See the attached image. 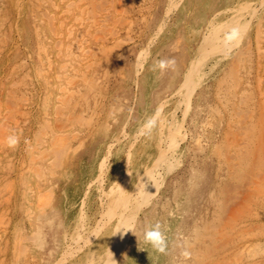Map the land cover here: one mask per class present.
Listing matches in <instances>:
<instances>
[{"label":"rangeland","instance_id":"rangeland-1","mask_svg":"<svg viewBox=\"0 0 264 264\" xmlns=\"http://www.w3.org/2000/svg\"><path fill=\"white\" fill-rule=\"evenodd\" d=\"M39 1H42V2H39ZM46 1L49 3V5ZM51 1H53V2H51ZM60 1H62V2H60ZM168 1L170 2V0H168ZM174 1H175V4L179 3L180 5L179 4L176 6L174 5V8H173V6L172 7L169 6V4L167 3V0H134V2H133V0H125V1L122 0L123 3L121 2V0H119V1L118 0H85V1H82V0H70V1L64 0L65 3L63 2V0H49V1L48 0H0V21H2V22H0V108L4 107L0 111V122H1L0 123V126H1L0 127V135L2 138V139H0L1 140L0 141V146H1L0 152L3 150V152L0 153V164H1L0 165V167H1L0 168V182H1L0 183V207H1L0 208V222H1L0 232H2V233H0L1 234L0 235V264H11L12 261H13L12 264H16V263L27 264V262H28V264H52L57 258H59L61 256V254L64 253V251H66V252L67 251L68 252L73 251V252H71V253L67 252L65 254L64 260L65 259L66 260L62 264H65V263L66 264H88V261H89V263L90 262L91 263L96 262L98 264L103 263V261L105 259L104 256L107 253V252L105 253V250H108V248H109V245H110L109 243H110L111 238H112L111 236H112L113 226H114L113 220L106 222V224L101 222L102 217L107 210V208H106L107 207V201L106 200H108L107 195H108V192L110 189L109 186L111 187L114 183L122 182V181L124 182V180H125V183H126L125 185L127 187H129V188L133 187L134 184H136V179H137L136 177L139 175V173L145 171V167L148 168L149 166H151L154 163L155 159L158 157L159 149L162 148V145H163L162 142L160 141V139H161L160 136H161L162 132H159V131H161V129H164L162 131L166 130V127H163L160 123L162 121L161 119H164L163 122H165V123L168 122L167 121L168 119H169V121H171V119H172V121H175L178 125H180L179 127L181 128L182 133L185 135L186 134H188V135L184 137L186 140L184 138L179 137V139H178L179 145L177 144L178 146L175 147V150H176L175 155L177 156L176 158L178 160V163H176V164L174 163L172 169L171 168L167 169L165 167V165L159 167L158 170L161 171V175L163 174L162 176H160V180L161 179L162 180H161L159 188H157V190H155L156 191V192H154L155 194H153L150 197V199L148 200V202L151 201L150 203H146V206L143 205L144 208L140 207L139 209L136 210L135 221H137V220L138 221L134 222V226H135L134 228L136 229V231H138V229H141V228H142V230H140V231H138V233H136L135 230L132 229V231H130L128 233L129 237H127L128 239H126V241L124 243V247H122L121 252L119 253V256H118V257H120V258H118L119 262L117 261L116 264H125V263L126 264H161V263L176 264L178 260H183V259L187 260L191 263L196 262V264H201V263H198L199 259H195L196 257L193 258L191 255H189L187 258L183 255L184 247L182 244H183L184 236L188 237L187 234L190 233L191 229H192V228H190V225H192V223H193L192 221L189 220L188 216H190V219H192V217H195V219L197 221H199V223L202 219L203 220L210 219L211 220L210 225L214 227L212 229H215L214 230L215 231L214 233H216L215 236H212L210 233L207 234L208 232H205L206 236L203 237L204 239L203 238L200 239L201 242H203L202 240H204L206 242V243L204 242V244L206 246H208V251H210V253H212V255H213V256L212 255L206 256L210 259L205 260L204 264H227L224 261L228 256H230L229 254L230 253L232 254L233 252L234 253L232 255H234V257H235V254L237 256L239 254V252L241 254L238 255L237 257L239 258L242 255L241 256L242 258H239L237 264H242V263L243 264H248V263L249 264H264V249H262V248H264V213H263L264 212V209H263L264 208V200H263L264 195H263V191L260 187V184L264 178V176H263V174H264V162H263L264 161V151L262 149H260V142H259L261 136H264V120H263L264 117H262V115L264 116V100H263L264 99V93H263L264 92V76H263L264 75V64H263L264 62L262 63V61H264L263 60L264 59V5H263L264 0H238V1L237 0H224V3H223V0H221V2H220V0H217L218 2H216V0L215 1L214 0H210V1L209 0H174ZM196 1H197V3H196ZM241 1H242V3H240ZM249 1H252V2H249ZM45 3H47V4H45ZM209 3H211V4L209 5ZM246 3H249V5ZM26 4H29V5H26ZM191 4H193L192 7H191ZM239 4L243 5L242 7L247 5L248 6L247 9H248V11H250V15L248 17L249 22L247 25L248 30L246 29V33L244 34L246 37L245 36L241 37V38H243V37H245V38H243L244 40L240 39L241 41L243 40V42L242 43L239 42L238 45H236L234 47L235 49L231 48V49H228L226 52H218L217 54H215V53L207 54V56L205 57L206 60L204 59L203 64H202L203 66L201 67L202 71H204V76H203L204 80L202 79V81L199 83V85L196 86L195 92L192 94V100H191V102H193V104H191L192 107H190V109L188 111L189 113L187 112V114L184 115L182 112V109H181L183 106V104H181V101L183 103V100H184L183 97H178V96L172 97V95H171L172 93H170V92H171V90L172 91L175 90V88L178 86V84L182 81L183 76L190 69L192 61L195 60L196 58H198L200 55H202V53H204L203 55H205V53H207L208 47H207L206 42L204 40L206 39V37L208 35L207 31L209 29V26H211V24L215 23L214 25H217V27H219L218 25H220V27H221V24H225V23L227 25L228 24L230 25V23H231V25H236V24H239V22H241V20L244 19L242 17L239 18L240 16L236 17L233 14L231 15V13H233L234 10H237L238 7H241V6H239ZM58 5H59V7H58ZM64 5H66L65 6L66 8L64 7ZM94 5H95V7H94ZM165 5L167 6V8L165 7ZM220 5H221V7L219 8L218 6H220ZM261 5H263V7ZM96 6H98V8ZM194 6H197V7H194ZM215 6H217V7H215ZM74 7L75 8L79 7L78 8L79 10L75 9ZM118 7H119L120 12L117 9ZM120 7H122V8H120ZM168 7H171V8L169 9ZM84 8H85V10H84ZM114 8H116V9L114 10ZM177 8H178V10H177ZM192 8H194V9H192ZM212 8H214V10H215V8H217L215 11H213L215 14L212 12V10H211ZM58 9H59V11H57ZM101 9H102V13H104V14L101 13ZM186 9H187V11H186ZM191 9H192V11H191ZM198 9L199 10L201 9L200 12ZM228 9H229V11H228ZM189 10H190L191 14L188 12ZM195 11L197 13H195ZM54 12H55V14H54ZM58 12H60V13H58ZM83 12H85V13H83ZM247 12H245L246 15H248ZM80 13H82V14H80ZM96 13L100 14L101 18H99V19L103 20L102 25L96 23L95 19L100 17ZM120 13H123V14H120ZM206 13H207V15H206ZM253 13H255V15ZM58 14H60V15H58ZM67 14H68V16H66ZM116 14H117V16H116ZM177 14H179V15H177ZM54 15L56 16L55 19H54ZM61 15H63V17H61ZM71 15H72V17H74V16L75 17L72 18ZM118 15L120 18L124 19L123 24L121 23L122 20L118 17ZM120 15H122V17ZM200 15L202 16V18ZM2 16H5V17H2ZM59 16H60V18H59ZM83 16H84V18H83ZM94 16H97V17H94ZM109 16H111V19ZM184 16H186V17H184ZM76 17H77V20H76ZM180 17H181V19H180ZM197 17H198V19H197ZM1 18H3V19L1 20ZM56 18H57V20H56ZM128 18H130V19H128ZM252 18H253V20H252ZM41 19H43V20H41ZM113 19H117V20H113ZM126 19H128L130 21L131 25L129 24V21ZM205 19L206 20L208 19V20L206 21ZM238 19H239V21H238ZM64 20L65 21L68 20V22H65ZM78 20L81 22L79 23ZM56 21H58V22H56ZM74 21H76V22H74ZM109 21H110V23L111 22L112 23L110 24ZM117 21H118V23H117ZM161 21H163V23ZM201 21H203V22H201ZM3 22H5V23H3ZM69 22H70V24H72L71 26H70ZM77 22L79 23V25ZM165 22H166V24H165ZM204 22H206V23H204ZM1 23L4 24L5 26L4 25L2 26ZM52 23H54V24H52ZM86 23H88V25ZM170 23H172V24H170ZM203 23H204V26H203ZM249 23H250V26H249ZM46 24H47V27L45 26ZM163 24H165V25H163ZM192 24H194V25H192ZM66 25H67V27H66ZM167 25H169V26H167ZM185 25H186V27H185ZM57 26L58 27L60 26L59 29ZM63 26H65V27H63ZM179 26H181V27H179ZM38 27H40V28H38ZM53 27H55V28H53ZM91 27H92V29H91ZM94 27H96V28H94ZM46 28H48V29H46ZM52 28L55 30V32L53 34H52V31H53ZM73 28H75V30ZM163 28H164V30H163ZM29 30H31V31H29ZM32 30H33V32H32ZM47 30L50 31V33ZM58 30L60 32H58ZM155 30L156 31L160 30V31L156 32ZM256 30H257V32H256ZM261 30H263V31H261ZM89 31H92V32H90V34H88ZM98 31H100V32H98ZM200 31H202V33ZM95 32H97L96 36L94 35ZM104 33L108 36L106 37V35ZM111 33H112V35H111ZM175 33H176V35H175ZM50 34L52 35V37ZM54 34H56V35H54ZM177 34H178V36H177ZM53 36H54V38H53ZM68 36L70 37V39H67V38H69ZM102 36H104V37H102ZM171 36H172V38H171ZM96 37H99L100 41H98ZM108 37L110 38L109 40H107ZM80 38H82L85 42ZM112 38L114 41L112 40ZM187 38H189V39H187ZM199 39H201V40H199ZM55 40L58 43H56ZM61 40H63V42L65 41L66 43L65 42L64 43L69 48L67 47L68 50H66L63 54H58L62 49L61 48L62 44H60L59 47L57 46L59 43H61ZM77 40L79 41V43ZM88 40H90V41L88 42ZM41 41H44V42H41ZM201 41H202V43H201ZM75 42H77V43H75ZM105 42H106V44H108V45L111 44L112 46L111 45L107 46L105 44ZM151 42L153 44H151ZM165 42H167V43H165ZM68 43L70 45H68ZM88 43L90 45H88ZM146 43H148V45H146ZM77 44H79V45L84 44L82 46H84V48L86 47L84 50L88 51V53H86V51L85 52L78 51L75 48L77 46ZM94 44H95V46H94ZM159 44H162V46ZM188 45H189V47H188ZM204 45H206V46H204ZM41 46H44V48L46 47L45 48L46 50ZM96 46H98V47H96ZM36 47H38V48H36ZM142 47H145V48H142ZM185 47H187V49ZM139 48H140V50H139ZM197 49H199V50L197 51ZM54 50L56 53L58 52L57 53L58 55L56 53H54ZM73 50L75 53L72 52ZM44 51H47L48 53L44 52ZM91 51H93V53H91ZM146 51H149V52H146ZM141 52L144 53V54L142 53V57H137L140 55ZM84 53H86V54H84ZM150 53H151V56H149ZM221 53H222L223 57L221 56ZM29 54H30V56H29ZM66 54H69L70 60H69L68 64L70 65V69L73 71V72L70 71L72 73L67 74L68 75L67 77H71V78H68L69 79L68 81L71 85L70 87H72L71 89H74L73 92H72V90L69 91V92H72L70 94H69V92H64L62 89H60L59 86H57V83L55 82L57 80H54V81L52 80L55 77L54 73L57 74L60 71V67L57 65V63L59 64V61L62 60L63 55L66 56ZM87 54L90 58H92L93 64L91 65V67L86 69V74L82 75V73H83L82 71L84 69V66L82 64L83 63L82 58ZM145 54H147L148 57ZM227 54H228V56H227ZM214 55H215V57H214ZM225 55H226V57H225ZM143 56L145 59H143ZM155 56H157V58L159 57L160 59L159 58L157 59ZM244 57L246 59H244ZM40 58L41 59L43 58L44 60L42 59V61H41ZM153 58H155L157 61H159L161 59L174 58L176 61L175 69L174 70H167L163 73H161L158 70L153 71V70H151L150 67L154 63L156 64V62H157ZM97 59H99V60H97ZM138 59L141 60V61H139L141 64L137 61ZM220 59H221V61H220ZM239 59L240 60L242 59L241 62L243 61V63L246 60V62L244 63L245 67L244 66L242 67L244 69L240 68V65L238 64L240 62ZM214 60H215V62H214ZM217 60H219L221 63L218 62ZM49 61H51V62H49ZM79 61L81 62V65H80ZM55 62H57V63H55ZM95 62H97V63H95ZM135 62L137 63V65H135L136 64ZM151 62H152V64H151ZM50 63H51V66H50ZM188 63H190L189 64L190 66L188 65ZM141 65H142V67H141ZM237 65L239 67H236ZM37 66H38V68H37ZM75 66H77V68L79 67L78 70H77V68L75 70H73V68H75ZM187 66L189 67V69ZM261 66H262V68H261ZM143 67L147 68V69L144 70ZM186 67H187V69H186ZM35 68H37V71H35L36 70ZM41 69L44 70L42 72H44L45 74H41V75L39 74ZM185 69H186V71H185ZM207 69H208V72H207ZM210 69H211V71H210ZM47 70L51 73H49ZM135 70H138V71H135ZM45 71H47V74L49 73L51 76L49 74L47 75ZM139 71H141V72H139ZM151 71H153V72H151ZM12 72H14L15 74L14 73L11 74ZM151 73H152V76H151ZM183 73H185V74H183ZM143 74H146V75L144 76ZM157 74H158V76H157ZM246 74H247V76H246ZM11 75H13L12 76L13 79L11 78ZM39 75H40V77H39ZM69 75H72V76L74 75L73 76L74 79H72V76H69ZM235 75L241 79L243 78L242 80L240 79L241 81H243L241 83V85L243 83L245 85L244 84L242 86L239 85L238 87L235 86V88H233V90L227 91L226 85L228 82H231L236 77ZM19 76L22 79L18 78ZM37 76H38V78H37ZM48 76H49V78H48ZM262 76H263V78H262ZM80 78H83V79H80ZM125 79H127V80L125 81ZM13 80L17 83L13 82ZM40 80H42V81H40ZM39 81H40V83H39ZM146 81H147V83H146ZM155 81H157V82H155ZM53 82H54V84L56 83L55 84L56 88L54 87ZM83 82H84V84H83ZM144 83L146 85H144ZM170 84H172V85H170ZM146 86L150 87V88H148L149 89L148 91H147V89H145V88H147ZM43 87H44V89H43ZM57 87H59V89ZM17 89H18V91H17ZM142 89H144V90L142 91ZM161 90H163V91L161 92ZM221 90H222V92H220ZM52 91H54V92H52ZM218 91L221 93L220 94L221 96H219ZM11 92H13V93H11ZM43 92H44V94H43ZM149 92H151V93H149ZM59 93H61L60 96L58 95ZM260 93H261V96H260ZM79 94H80V96H78ZM138 94H140L141 97ZM47 95H49L48 101L46 100ZM57 95L60 97L61 100L59 99V97H57ZM65 95H66V97L63 98V96H65ZM55 97H57V98H55ZM138 97L140 99H138ZM219 97L221 99H219ZM170 99L171 100L173 99V100L170 101ZM179 99H180V101H179ZM222 99L224 100V102L226 103L227 106H231V108L227 107L228 109H231V110L236 111V112L238 111L237 114H236V112L233 114V116H232L233 118L230 117V120L228 118L231 114H228V112L224 109ZM150 100H151V102L149 103ZM60 101H62V102H60ZM140 101H141V103H140ZM162 101L164 102V105L161 109L162 112H160L161 117L154 118V116L157 113V106ZM45 102L47 103L46 104L47 106L44 105ZM76 102H77V105L75 104ZM172 102H173L174 106L172 105ZM13 103H15V107H13ZM61 103H63V104H61ZM138 103H140V105ZM17 104H19V105H17ZM38 104H39V106H38ZM48 104H49V106H48ZM55 104L61 105V106L57 107ZM147 104L148 105L150 104V105L148 106ZM55 106H56V109H55ZM195 106H197V107H195ZM44 107H46V108H44ZM171 107H173V108L171 109ZM215 107L223 109V110H221L222 113H220L216 117H214L215 115L212 112V111L216 112ZM43 108H44V110H43ZM198 108H199V110H197ZM206 108H209V109H206ZM121 109H123V111H126L127 109H129V110H127L126 112H123ZM130 109H131V111H130ZM151 109H153V110H151ZM2 110H3V112H2ZM167 110H169V111H167ZM44 111H45V113H44ZM110 111L112 112V114ZM141 111L142 112L144 111V113L142 114ZM117 112H119V113H117ZM252 112H254V114ZM68 113H69V115L70 114H72V115L69 116ZM79 113L81 115H84L83 117H87V119L89 120L86 125L82 124V123L79 124L81 122V118H82V117L81 118L79 117ZM152 113L154 116L152 115ZM249 113L251 114L252 121L245 122L248 120V118L250 116ZM55 114H57V115H55ZM211 114H213V115H211ZM47 115H49V116H47ZM106 115H109V117L112 115L110 117V120H108L109 118ZM76 116H78V117H76ZM146 116H149V118ZM244 116L247 117V119H245ZM6 117H7V119H6ZM112 117L113 118L115 117V118L113 119ZM151 117L156 122L157 121L158 122H157V124L155 122L154 126H149L150 131L146 132L145 127H144L146 125H143V124L147 123L149 120H152ZM207 118H209V120ZM241 118H243V119H241ZM239 119H240V121H238ZM244 119H245V121H244ZM254 119H256V120H254ZM116 120L118 123L116 122ZM119 120H120V122H119ZM216 120H217V123H216ZM3 121H4V123L6 122V124L2 123ZM207 121L210 123H208ZM212 121L216 124H214ZM235 121H237V123L239 122L238 123L239 126H236L237 123ZM7 122H8V124H7ZM38 123H39V125H38ZM109 123H110V125H109ZM205 124H207L208 126ZM116 125H118V126H116ZM158 125H160V127H157ZM243 125L244 126L248 125V128H249L248 134L244 138L245 142L238 144V145H235V141L237 140L238 136L240 135V131L242 130L241 127H244ZM12 126L13 127L15 126V127L13 128ZM43 126H45L44 128H46V129L43 128L45 130L46 134L44 133V131L41 132L43 129L42 130L39 129ZM8 127L12 130H10ZM140 127H141V129H140ZM54 128L57 130H55ZM100 128L103 129V132H101L102 129H100ZM188 128H190V129H188ZM76 129H77L78 133L75 132ZM251 129H252V132H251ZM33 130H35L36 132ZM39 130L41 133L38 132ZM112 130H113V132H112ZM124 130L127 133H125V132L123 133ZM13 131H15V132H13ZM52 132H54V133H52ZM58 132L59 133H61V132L66 133L68 135V137L70 136L69 140L70 141L72 140L71 142L74 141L72 143L71 149H65L67 151L64 155L65 156V158H64L65 162L59 161V162H62L64 164H62V163L59 164V162L57 163V161L56 162L54 161L55 163L52 164L50 161H48L49 155H47V153H46L47 152L46 148L47 149L50 148L49 145L52 146L51 144L54 143L51 141L52 140L51 137L54 135H57ZM72 132H74V133H72ZM226 132L229 135L230 134L231 135L229 136ZM75 133H77L76 135H78V136H75L74 135ZM33 134H35V136ZM36 134L38 136H41V137L37 138ZM109 134H110V137H109ZM236 134H237V137H236ZM31 135L33 136V142L31 140L32 139ZM106 135L108 136L109 140L106 139L107 138ZM225 135L227 137L228 136L229 137L226 139ZM71 136L72 137L74 136V138H72ZM113 136L115 138H113ZM192 136H195L196 138L193 139L194 137L192 138ZM16 137H17V139H16ZM28 137H30V138H28ZM34 137H36L37 140H35L36 138H34ZM42 137L45 139H43ZM230 137H232V138H230ZM18 138H19V140H18ZM235 138H236V140H235ZM44 140H46V142H44ZM222 140L224 141L222 143V145H223L222 147L224 148L225 152H228V154L231 155L229 157H232L231 159H229L230 161L227 160L228 155L226 156L227 158H225V160L224 159L222 160L219 156V153H217L218 152L217 147L219 145H221ZM21 141H23V142H21ZM229 141H231V142H229ZM80 142H81V144H80ZM137 142H139V143H137ZM17 143H20V144H17ZM11 144H12V146H11ZM232 144H234V148L231 147ZM26 146H28V148ZM32 146H33V152L34 153L27 150V149H30L29 147L32 148ZM36 146H38V147H36ZM57 146L59 147L58 149L60 151H64V148L62 147L61 143ZM199 146H201V147H199ZM39 147H40V151H39ZM111 148H112V150H111ZM247 148H249V149H247ZM34 149H35V151H34ZM36 149L38 150L39 154H38ZM75 149H76V151H75ZM68 150H70V151H68ZM127 150L128 151L130 150L129 153L127 152ZM36 152H37V154H36ZM94 153H96V155ZM42 154L44 156H42ZM213 154L215 155V157ZM244 154H246L247 156ZM26 156H27V158H26ZM32 156H33V159H31ZM104 158H105V162L101 166V163L104 160ZM127 158H128V160H127ZM109 159H110V161H109ZM235 159H240L242 161V166L240 168H237L234 165L233 162ZM20 160H22V161H20ZM24 160H25L26 164L23 163ZM217 160H219V161L217 162ZM127 161H128V163H127ZM28 162L36 164L35 170L32 171L31 174H29L30 178L28 177V174H26L27 172L25 170L28 166H31V164H29ZM2 163H3V165H2ZM19 164H21V165H19ZM23 164H25V165H23ZM125 164H126L127 168H126ZM17 165L19 168L17 167ZM222 165H223V167H222ZM252 165H254V166H252ZM20 166H22V167L20 168ZM200 166L204 169V171ZM224 166H225V169H224ZM192 167H193V169H192ZM60 168L62 169L61 171H60ZM65 168H67V170ZM19 169H22V170H19ZM107 169H108V171H107ZM176 169H177V171H176ZM195 169L198 172V176L193 179L192 178V172ZM65 170L68 172H65ZM36 171L40 172L41 174L37 173ZM104 171H106V172H104ZM61 173H63L62 174L63 176L61 175L62 178L60 177ZM20 175H22V176H20ZM102 175H104L105 177ZM16 176L19 179L18 181H16L17 180ZM66 176H67V178H65ZM100 176H102V178ZM181 177L183 179H186V180H183ZM220 177L222 179H220ZM11 179H13V180L15 179L14 180L15 182L13 180L11 181ZM101 179H102V181H101ZM1 180L2 181L4 180V181L2 182ZM24 180H26V182ZM27 180H29L30 184L28 183ZM41 180H43V181H41ZM76 180H78V181H76ZM95 180H97V181H95ZM114 180H115V182H114ZM127 180H128V182H127ZM181 180H183V181H181ZM6 181H7V183H6ZM62 181H63V183H62ZM98 181L101 183H99ZM202 181H204V182H202ZM213 181H215V182H213ZM13 182L14 183L18 182L16 185L14 184V187L16 189L12 186ZM90 182H92V183H90ZM60 183H62V184H60ZM167 183L169 185H167ZM4 184H6V185L3 186ZM8 185H10V186H8ZM90 185H92V186H90ZM23 186H33V187L39 186L40 189H44L45 187L49 188L52 186L53 187V194L51 196V198L53 197L52 204L50 206H48L49 208L48 207L45 208L44 209L45 211L43 213L38 214L36 212L33 214V216H32L33 218L32 217H31V219L26 218V217H28V215L27 216L25 215V214H27V211H26L27 205L25 206L26 200H24V198L26 199V197L29 196V197H31V199H33V196L31 195L30 191L28 189H25V187H23ZM70 186H72V188ZM11 187L13 188V190ZM3 188H7L6 191ZM65 188H67V189H65ZM20 190L23 192L21 196H20V194H21ZM60 190L62 193L60 192ZM159 190H161V191H159ZM11 191H13V192H11ZM100 191H102V192H100ZM211 191H212V193H211ZM24 192L26 195H24ZM259 193H260V195H259ZM16 196H18V198H16ZM212 197H214V198H212ZM217 197L219 200L217 199ZM240 197H241V200H239ZM166 198L168 200H165ZM16 199H18V201ZM35 202H37V201H35ZM35 202H34V204L36 206ZM18 203H20L22 205H19ZM92 204H93V206H92ZM104 204H106V205H104ZM63 205H64V207H63ZM150 206L152 208H150ZM215 206H217L218 208ZM22 207H23V209H22ZM54 207H56L57 211L55 210ZM173 207H174L175 211H174ZM64 208H65V210H64ZM21 210H22V212H21ZM24 210H25V212H24ZM147 210L148 211L151 210V211L148 212ZM58 211H60V212H58ZM141 212L144 214H141ZM175 212H179V213H175ZM157 213H159V214L157 215ZM216 213H217V215H216ZM41 215H43V216L41 217ZM172 215L173 216L179 215V216H177V217L174 216V218H173ZM7 216H9V217H7ZM171 216L174 220L172 218H170ZM144 217L148 218V220L145 218V220L148 221L146 224L144 222L145 221ZM149 217H152V218H149ZM178 217L179 218L181 217L180 220ZM59 218H60V220H58ZM160 218H162V220ZM27 219H28V221H27ZM97 219H99V220L97 221ZM17 220H18V222H17ZM168 220H170V221H168ZM60 221L62 223L61 225H60ZM57 222H59V223H57ZM95 222L97 225L95 224ZM156 222H160L162 225L166 226V227L165 226L164 227L167 230L166 234L168 235L167 236L168 246H167L165 253H158L155 250H153L150 245H147L143 242L144 236H142V233H144L143 232L145 230L144 228L146 226H148V224L150 225V224H153ZM162 222H164V223H162ZM238 222H239V224L237 225ZM11 223L13 226L11 225ZM18 223L21 224V226ZM168 223L169 224L172 223V225H166ZM256 223H258V224H256ZM259 223H261V224H259ZM8 224H9V226H8ZM36 224H45L47 226L48 230H50L52 232V234L54 233V239L50 240V242L48 241V243L46 242L45 247H42V249L37 247L35 245V243H33L30 240V238L28 239V237H29L28 234L31 231V228H33ZM79 224H82V225H79ZM144 224H145V226H144ZM26 225H29V226H26ZM19 226L22 229V231L19 228ZM175 226H177V227H175ZM236 226H239V230L241 231V232L240 231L239 232L241 234L238 233V235H237L236 230H235ZM10 227H12L11 230H10ZM13 227L15 228L16 231L13 229ZM59 227L61 230L59 229ZM81 227H83V228L81 229ZM6 228H9V230L11 232L9 230H7ZM171 229H172V231H171ZM78 230H81L82 236H84V239L85 238L86 239L81 242L82 247L78 248L75 244H72L70 246L71 247L70 248L68 246V243H69L68 241H70L72 235H75L76 231H78ZM6 231H8V233ZM261 231H262V233H261ZM16 232H18V233H16ZM180 232H181V234H180ZM100 233H102V236ZM242 233H244L243 236H242ZM11 234L12 235L14 234L13 237L15 239H16V236L18 234L23 235V236L21 235L23 237L22 243H23V245H27L26 246L27 248L30 247V248H28V250L30 252L29 253L30 256L31 255L33 256V257L31 256L33 259V262L31 260V261H24V263H23V260H17L14 257V255H13L14 250L13 249H14V241L15 240ZM15 234H16V236H15ZM88 234H89V236H88ZM94 234H96V235H94ZM92 235H94V236H92ZM172 235H174V236H172ZM4 236H6V237H4ZM138 239H139V241H138ZM9 240L11 242V245L8 244ZM87 240H88V242H86ZM96 242H97V244H96ZM130 242H132V243H130ZM245 242L249 243L248 246H247V243L245 244ZM32 244H34V245H32ZM254 244L255 245L257 244L256 245L257 248H255V250L252 249V246ZM73 245H75V246H73ZM250 245H252V246H250ZM127 246L130 247L131 249L128 248ZM135 246H137V247H135ZM138 246H139V248H138ZM240 246H241V248H244L243 252H242ZM1 247H2V249H1ZM123 249H124V252H123ZM190 249H191V247H190ZM12 250H13V252H12ZM82 251H84V252H82ZM86 251H87V254H86ZM125 251L126 252L128 251V252L126 253ZM252 251H255V252H252ZM101 252H102V254H101ZM88 254L90 256H88ZM260 254H261V256H260ZM3 255H6V256H3ZM85 255L88 256L87 259H85L86 258ZM247 256H249V257H247ZM71 257H72V259H71ZM99 258L100 259L102 258V259L100 260ZM122 258L125 260L121 261ZM163 258H164V260H163ZM170 258H171V260H170ZM119 259H121V260H119ZM240 259H242V260H240ZM255 259H257V260H255ZM2 260H3V262H2ZM98 260H100V261H98ZM36 261H38L39 263H36ZM161 261H163V262H161ZM240 262H242V263H240Z\"/></svg>","mask_w":264,"mask_h":264},{"label":"bare ground","instance_id":"bare-ground-1","mask_svg":"<svg viewBox=\"0 0 264 264\" xmlns=\"http://www.w3.org/2000/svg\"><path fill=\"white\" fill-rule=\"evenodd\" d=\"M49 1V0H48ZM67 1H70V0H67ZM82 1H85V0H82ZM119 1V0H118ZM125 1V0H124ZM210 1V0H209ZM215 1V0H214ZM238 1V0H237ZM39 2H42V1H39ZM44 2V1H43ZM47 2V1H46ZM51 2H53V1H51ZM60 2H62V1H60ZM63 2H64V0H63ZM121 2H122V0H121ZM133 2H134V0H133ZM216 2H218L217 0H216ZM220 2H221V0H220ZM219 2V3H220ZM244 2V1H243ZM249 2H252V1H249ZM7 3V2H6ZM23 3V2H22ZM29 3V2H28ZM48 3V2H47ZM47 3H45V4H47ZM65 3V2H64ZM71 3V2H70ZM106 3V2H105ZM123 3V2H122ZM167 3L169 4V6H173V8H174V5L176 6V5H178L179 3H177V4H175V1L174 0H170V2L167 0ZM196 3H197V1H196ZM218 3V4H219ZM223 3H224V0H223ZM222 3V4H223ZM240 3H242V1L240 2ZM261 3V2H260ZM57 4V3H56ZM63 4V3H62ZM73 4V3H72ZM71 4V5H72ZM133 4V3H132ZM186 4V3H185ZM184 4V5H185ZM188 4V3H187ZM195 4V3H194ZM211 3H209V5H210ZM213 4V3H212ZM246 4H248L249 5V3H246ZM245 4V5H246ZM26 5H29V4H26ZM48 5H49V3H48ZM52 5V4H51ZM67 5V4H66ZM66 5H64V7L66 6ZM70 5V6H71ZM97 5V4H96ZM124 5V4H123ZM126 5V4H125ZM164 5V4H163ZM180 5V4H179ZM192 5L193 4H191V7H192ZM198 5V4H197ZM216 5V4H215ZM264 5V4H263ZM263 5H261L262 7H263ZM32 6V5H31ZM68 6V5H67ZM207 6V5H206ZM214 6V5H213ZM223 6V5H222ZM239 6H241V7H238V9L237 10H234L233 11V13H231V15L233 14L234 16H236V17H239V18H244L243 20H241V22H239V24H236V25H231V23H230V25L228 24H221V27H220V25H218L219 27H217V25H214L215 23H213V24H211V26H209V29H208V31H207V33H208V35H207V37H206V39L204 40L205 42H206V45H207V53H205V55H203L204 53H202V55H200L198 58H196L195 60H193L192 61V64H191V67H190V69H189V67H188V71H187V73L185 74V73H183V74H185L184 76H183V79H182V81L178 84V86L175 88V90H171V92L170 93H172L171 95H172V97H183V103H182V101H181V104H183V106H182V112H183V114L185 115V114H187V112L189 111V109H190V107H192L191 106V104H193V102H191V100H192V94L195 92V88H196V86H198L199 85V83L202 81V79H203V76H204V71H202V64H203V61H204V59H205V57L207 56V54H213V53H215V54H217L218 52H226L228 49H231V48H234L236 45H238V43L240 42V43H242L243 42V38H245L246 36L244 35L245 33H246V29H247V25H248V22H249V15H250V11H248V6L246 5V6H244V7H242L243 5H240L239 4ZM251 6V5H250ZM58 7H59V5H58ZM94 7H95V5H94ZM97 8H98V6H96ZM124 7V6H123ZM165 7L167 8V6L165 5ZM164 7V8H165ZM171 7H168L169 9L171 8ZM186 7V6H185ZM190 7V6H189ZM194 7H197V6H194ZM210 7V6H209ZM215 7H217V6H215ZM219 8L221 7V5L220 6H218ZM28 8V7H27ZM48 8V7H47ZM55 8V7H54ZM61 8V7H60ZM66 8V7H65ZM75 8V7H74ZM79 8V7H78ZM78 8H75V9H78ZM120 8H122V7H120ZM229 8V7H228ZM24 9V8H23ZM34 9V8H33ZM32 9V10H33ZM39 9V8H38ZM74 9V10H75ZM116 8H114V10H115ZM118 10H119V7L117 8ZM188 9V8H187ZM187 9H186V11H187ZM192 9H194V8H192ZM192 9H191V11H192ZM217 8H215V10H216ZM227 9V8H226ZM25 10V9H24ZM66 10V9H65ZM64 10V11H65ZM79 10V9H78ZM84 10H85V8H84ZM168 10V9H167ZM177 10H178V8H177ZM199 10V9H198ZM201 10V9H200ZM200 10H199V12H200ZM209 10V9H208ZM212 10V12L213 11H215L214 10V8H212L211 9ZM257 10V9H256ZM57 11H59V9L57 10ZM117 11V10H116ZM169 11V10H168ZM228 11H229V9H228ZM248 11V12H247ZM66 12V11H65ZM74 12V11H73ZM118 12V11H117ZM119 12H120V10H119ZM123 12V11H122ZM130 12V11H129ZM167 12V11H166ZM190 14H191V12H190V10L188 11ZM211 12V11H210ZM211 12V13H212ZM217 12V11H216ZM227 12V11H226ZM245 12H247V14L248 15H246V13ZM36 13V12H35ZM34 13V14H35ZM58 13H60V12H58ZM75 13V12H74ZM83 13H85V12H83ZM95 13V12H94ZM101 13H102V9H101ZM128 13V12H127ZM178 13V12H177ZM193 13V12H192ZM195 13H197L196 11H195ZM214 13V12H213ZM219 13V12H218ZM217 13V14H218ZM228 13V12H227ZM54 14H55V12H54ZM70 14V13H69ZM80 14H82V13H80ZM89 14V13H88ZM97 14V13H96ZM102 14H104V13H102ZM118 14V13H117ZM117 14H116V16H117ZM120 14H123V13H120ZM125 14V13H124ZM189 14V15H190ZM215 14V13H214ZM254 15H255V13H253ZM5 15V14H4ZM38 15V14H37ZM36 15V16H37ZM58 15H60V14H58ZM76 15V14H75ZM97 15H99L100 16V14H97ZM114 15V14H113ZM177 15H179V14H177ZM176 15V16H177ZM184 15V14H183ZM186 15V14H185ZM193 15V14H192ZM206 15H207V13H206ZM209 15V14H208ZM32 16V15H31ZM53 16V15H52ZM51 16V17H52ZM66 16H68V14L66 15ZM86 16V15H85ZM112 16V15H111ZM111 16H109L110 17V19H111ZM121 17H122V15H120ZM188 16V15H187ZM201 16V15H200ZM257 16V15H256ZM2 17H5V16H2ZM39 17V16H38ZM55 15H54V19H55ZM61 17H63V15H61ZM71 17H72V15H71ZM75 17V16H74ZM74 17H72V18H74ZM94 17H97V16H94ZM103 17V16H102ZM118 17H119V15H118ZM117 17V18H118ZM124 17V16H123ZM128 17V16H127ZM184 17H186V16H184ZM192 17V16H191ZM212 17V16H211ZM232 17V16H231ZM34 18V17H33ZM36 18V17H35ZM59 18H60V16H59ZM83 18H84V16H83ZM99 18H101V16L100 17H98V18H96L95 19V21H96V23L97 24H101L102 25V21L103 20H101V19H99ZM120 18V17H119ZM118 18V19H119ZM143 18V17H142ZM177 18V17H176ZM175 18V19H176ZM188 18V17H187ZM193 18V17H192ZM201 18H202V16H201ZM207 18V17H206ZM209 18V17H208ZM3 18H1V20H2ZM86 19V18H85ZM121 20H122V24L124 23V19L123 18H120ZM119 19V20H120ZM128 19H130V18H128ZM128 19H126V20H128ZM141 19V18H140ZM180 19H181V17H180ZM194 19V18H193ZM197 19H198V17H197ZM26 20V19H25ZM36 20V19H35ZM34 20V21H35ZM41 20H43V19H41ZM56 20H57V18H56ZM76 20H77V17H76ZM113 20H117V19H113ZM125 20V21H126ZM159 20V19H158ZM186 20V19H185ZM192 20V19H191ZM206 20V19H205ZM208 20V19H207ZM206 20V21H207ZM231 20V19H230ZM252 20H253V18H252ZM55 21V20H54ZM65 21V20H64ZM70 21V20H69ZM79 21V20H78ZM88 21V20H87ZM86 21V22H87ZM94 21V22H95ZM112 21V20H111ZM129 21V20H128ZM182 21V20H181ZM180 21V22H181ZM189 21V20H188ZM238 21H239V19H238ZM0 22H2V21H0ZM6 22V21H5ZM5 22H3V23H5ZM40 22V21H39ZM53 22V21H52ZM56 22H58V21H56ZM65 22H68V20L67 21H65ZM74 22H76V21H74ZM81 21H79V23H80ZM84 22V21H83ZM133 22V21H132ZM141 22V21H140ZM162 23H163V21H161ZM175 22V21H174ZM201 22H203V21H201ZM225 22V21H224ZM229 22V21H228ZM236 22V21H235ZM234 22V23H235ZM46 23V22H45ZM55 23V22H54ZM54 23H52V24H54ZM62 23V22H61ZM78 23V22H77ZM79 23H78V25H79ZM85 23V22H84ZM109 23H110V21H109ZM112 23V22H111ZM110 23V24H111ZM117 23H118V21H117ZM120 23V22H119ZM158 23V22H157ZM156 23V24H157ZM187 23V22H186ZM189 23V22H188ZM191 23V22H190ZM200 23V22H199ZM204 23H206V22H204ZM204 23H203V26H204ZM220 23V22H219ZM2 24V23H1ZM56 24V23H55ZM63 24V23H62ZM69 24H70V22H69ZM87 25H88V23H86ZM127 24V23H126ZM129 24H130V21H129ZM128 24V25H129ZM165 24H166V22H165ZM165 24H163V25H165ZM170 24H172V23H170ZM184 24V23H183ZM4 24H2V26H3ZM37 25V24H36ZM68 25V24H67ZM67 25H66V27H67ZM72 24H70V26H71ZM77 25V24H76ZM82 25V24H81ZM80 25V26H81ZM100 25V26H101ZM131 25V24H130ZM158 25V24H157ZM192 25H194V24H192ZM5 26V25H4ZM41 26V25H40ZM46 27H47V24L45 25ZM54 26V25H53ZM56 26V25H55ZM156 26V25H155ZM154 26V27H155ZM167 26H169V25H167ZM175 26V25H174ZM249 26H250V23H249ZM58 27V26H57ZM60 27V26H59ZM59 27H58V29H59ZM63 27H65V26H63ZM82 27V26H81ZM113 27V26H112ZM111 27V28H112ZM163 27V26H162ZM166 27V26H165ZM164 27V28H165ZM178 27V26H177ZM179 27H181V26H179ZM185 27H186V25H185ZM202 27V26H201ZM38 28H40V27H38ZM50 28V27H49ZM53 28H55V27H53ZM52 28V34L55 32V30ZM76 28V27H75ZM75 28H73L74 30H75ZM94 28H96V27H94ZM158 28V27H157ZM164 28H163V30H164ZM167 28V27H166ZM173 28V27H172ZM176 28V27H175ZM260 28V27H259ZM46 29H48V28H46ZM80 29V28H79ZM91 29H92V27H91ZM155 29V28H154ZM153 29V30H154ZM178 29V28H177ZM180 29V28H179ZM207 29V28H206ZM51 30V29H50ZM61 30V29H60ZM67 30V29H66ZM112 30V29H111ZM169 30V29H168ZM176 30V29H175ZM185 30V29H184ZM248 30V29H247ZM3 31V30H2ZM29 31H31V30H29ZM48 31V30H47ZM65 31V30H64ZM104 31V30H103ZM156 31V30H155ZM160 31V30H159ZM159 31H156V32H159ZM166 31V30H165ZM164 31V32H165ZM177 31V30H176ZM182 31V30H181ZM261 31H263V30H261ZM28 32V31H27ZM32 32H33V30H32ZM49 33H50V31H48ZM58 32H60L59 30H58ZM90 32H92V31H89V33L88 34H90ZM98 32H100V31H98ZM146 32V31H145ZM153 32V31H152ZM163 32V31H162ZM184 32V31H183ZM182 32V33H183ZM201 33H202V31H200ZM256 32H257V30H256ZM260 32V31H259ZM25 33V32H24ZM23 33V34H24ZM48 33V34H49ZM74 33V32H73ZM77 33V32H76ZM96 33L97 32H95V36H96ZM188 33V32H187ZM31 34V33H30ZM60 34V33H59ZM70 34V33H69ZM79 34V33H78ZM84 34V33H83ZM105 34V33H104ZM157 34V33H156ZM174 34V33H173ZM181 34V33H180ZM189 34V33H188ZM51 35V34H50ZM54 35H56V34H54ZM58 35V34H57ZM61 35V34H60ZM71 35V34H70ZM106 35V34H105ZM110 35V34H109ZM111 35H112V33H111ZM117 35V34H116ZM160 35V34H159ZM175 35H176V33H175ZM184 35V34H183ZM191 35V34H190ZM5 36V35H4ZM26 36V35H25ZM44 36V35H43ZM62 36V35H61ZM65 36V35H64ZM92 36V35H91ZM108 35H106V37H107ZM155 36V35H154ZM177 36H178V34H177ZM193 36V35H192ZM242 36H245V37H243V38H241ZM259 36V35H258ZM263 36V35H262ZM51 37H52V35H51ZM69 37V36H68ZM81 37V36H80ZM93 37V36H92ZM102 37H104V36H102ZM105 37V38H106ZM110 37V36H109ZM108 37V39L107 40H109L110 38ZM113 37V36H112ZM146 37V36H145ZM175 37V36H174ZM189 37V36H188ZM203 37V36H202ZM44 38V37H43ZM50 38V37H49ZM53 38H54V36H53ZM63 38V37H62ZM90 38V37H89ZM97 38V40L98 41H100L99 39V37H96ZM95 38V39H96ZM114 38V37H113ZM113 38H112V40H113ZM171 38H172V36H171ZM184 38V37H183ZM40 39V38H39ZM61 39V38H60ZM64 39V38H63ZM67 39H70V37L69 38H67ZM80 39H82V38H80ZM147 39V38H146ZM161 39V38H160ZM170 39V38H169ZM180 39V38H179ZM187 39H189V38H187ZM204 39V38H203ZM240 39H243L242 41L240 40ZM48 40V39H47ZM46 40V41H47ZM66 40V39H65ZM83 40V39H82ZM120 40V39H119ZM199 40H201V39H199ZM261 40V39H260ZM45 41V42H46ZM50 41V40H49ZM76 41V40H75ZM78 41V40H77ZM84 41V40H83ZM90 40H88V42H89ZM106 41V40H105ZM114 41V40H113ZM153 41V40H152ZM168 41V40H167ZM177 41V40H176ZM181 41V40H180ZM190 41V40H189ZM259 41V40H258ZM41 42H44V41H41ZM53 42V41H52ZM55 42L56 43H58L56 40H55ZM60 42V41H59ZM65 42V41H64ZM63 42V40H61V43H59L57 46L59 47V45L60 44H62L61 45V51L58 53V54H63L66 50H68L67 49V45L65 44ZM85 42V41H84ZM148 42V41H147ZM155 42V41H154ZM183 42V41H182ZM75 43H77V42H75ZM78 43H79V41H78ZM100 43V42H99ZM124 43V42H123ZM165 43H167V42H165ZM192 43V42H191ZM201 43H202V41H201ZM258 43V42H257ZM81 44V43H80ZM105 44H106V42H105ZM104 44V45H105ZM151 44H153L152 42H151ZM178 44V43H177ZM186 44V43H185ZM68 45H70L69 43H68ZM74 45V44H73ZM82 45H84V44H82ZM82 45H79V44H77V46L75 47L78 51H81V52H85L86 50H84L85 48H84V46H82ZM86 45V44H85ZM88 45H90L89 43H88ZM107 46H110V45H108V44H106ZM146 45H148V43H146ZM159 45H161L162 46V44H159ZM192 45V44H191ZM198 45V44H197ZM203 45V44H202ZM206 45H204V46H206ZM246 45V44H245ZM39 46V45H38ZM48 46V45H47ZM94 46H95V44H94ZM99 46V45H98ZM98 46H96V47H98ZM112 46V45H111ZM143 46V45H142ZM155 46V45H154ZM160 46V47H161ZM175 46V45H174ZM173 46V47H174ZM187 46V45H186ZM193 46V45H192ZM41 47H43L44 48V46H41ZM53 47V46H52ZM146 47V46H145ZM145 47H142V48H145ZM188 47H189V45H188ZM243 47V46H242ZM36 48H38V47H36ZM46 48V47H45ZM44 48V49H45ZM54 48V47H53ZM57 48V47H56ZM69 48V47H68ZM89 48V47H88ZM109 48V47H108ZM152 48V47H151ZM180 48V47H179ZM186 49H187V47H185ZM193 48V47H192ZM195 48V47H194ZM203 48V47H202ZM74 49V48H73ZM97 49V48H96ZM147 49V48H146ZM153 49V48H152ZM204 49V48H203ZM202 49V50H203ZM235 49V48H234ZM258 49V48H257ZM39 50V49H38ZM46 50V49H45ZM94 50V49H93ZM99 50V49H98ZM139 50H140V48H139ZM138 50V51H139ZM149 50V49H148ZM199 49H197V51H198ZM41 51V50H40ZM43 51V50H42ZM70 51V50H69ZM109 51V50H108ZM190 51V50H189ZM44 52H47V51H44ZM51 52V51H50ZM72 52H74V50L72 51ZM90 52V51H89ZM146 52H149V51H146ZM204 52V51H203ZM48 53V52H47ZM53 53V52H52ZM54 53H56L55 52V50H54ZM56 53V54H57ZM68 53V52H67ZM75 53V52H74ZM79 53V52H78ZM86 53H88V51H86ZM86 53H84V54H86ZM91 53H93V51H91ZM90 53V54H91ZM96 53V52H95ZM108 53V52H107ZM142 53L143 52H141L140 53V55L139 56H137V57H142ZM154 53V52H153ZM198 53V52H197ZM200 53V52H199ZM42 54V53H41ZM57 54V55H58ZM72 54V53H71ZM77 54V53H76ZM110 54V53H109ZM144 54V53H143ZM155 54V53H154ZM240 54V53H239ZM55 55V54H54ZM93 55V54H92ZM107 55V54H106ZM145 55H147V54H145ZM157 55V54H156ZM187 55V54H186ZM194 55V54H193ZM219 55V54H218ZM244 55V54H243ZM29 56H30V54H29ZM102 56V55H101ZM112 56V55H111ZM149 56H151V53H150V55ZM154 56V55H153ZM209 56V55H208ZM221 56H222V53H221ZM227 56H228V54H227ZM100 57V56H99ZM103 57V56H102ZM147 57H148V55H147ZM156 58H157V56H155ZM214 57H215V55H214ZM220 57V56H219ZM223 57V56H222ZM225 57H226V55H225ZM45 58V57H44ZM104 58V57H103ZM108 58V57H107ZM132 58V57H131ZM159 58V57H158ZM157 58V59H158ZM208 58V57H207ZM241 58V57H240ZM41 59V58H40ZM43 59V58H42ZM42 59H41V61H42ZM46 59V58H45ZM60 59V58H59ZM106 59V58H105ZM137 59V58H136ZM135 59V60H136ZM143 59H145L144 58V56H143ZM149 59V58H148ZM153 59H155V58H153ZM160 59V58H159ZM187 59V58H186ZM223 59V58H222ZM244 59H246L245 57H244ZM250 59V58H249ZM44 60V59H43ZM47 60V59H46ZM53 60V59H52ZM69 54H66V56H64L63 55V58H62V60L61 61H59V64L57 63V62H55V63H57V65L60 67V71H59V73H54L55 74V79L53 78L52 80L54 81V80H57V81H55L56 83H57V86H59L60 87V89H62L64 92H69L70 90H72V92H73V90L74 89H71L72 87H70L71 85H70V83H69V79L68 78H71V77H67L68 75V73H72L73 71L70 69V65L68 64L69 63ZM75 60V59H74ZM82 60H83V66H84V69H83V73H82V75H85L86 74V69L87 68H89V67H91V65L93 64L92 62V58H90L89 56H88V54L87 55H85L83 58H82ZM81 60V61H82ZM97 60H99V59H97ZM104 60V59H103ZM156 60V59H155ZM191 60V59H190ZM189 60V61H190ZM206 60V59H205ZM208 60V59H207ZM240 60V59H239ZM242 60V59H241ZM241 60H240V62L238 63L239 65H240V68H242L243 66L245 67V65H244V63L246 62V60H245V62L243 63V61L241 62ZM264 60V59H263ZM102 61V60H101ZM108 61V60H107ZM138 62L139 61H141V60H137ZM157 61V60H156ZM188 61V60H187ZM186 61V62H187ZM218 62H220L221 61V59H220V61L219 60H217ZM216 61V62H217ZM258 61V60H257ZM46 62V61H45ZM49 62H51V61H49ZM54 62V61H53ZM52 62V63H53ZM75 62V61H74ZM80 62V61H79ZM105 62V61H104ZM147 62V61H146ZM153 62V61H152ZM152 62H151V64H152ZM155 62V61H154ZM184 62V61H183ZM214 62H215V60H214ZM264 61H262V63H263ZM40 63V62H39ZM42 63V62H41ZM47 63V62H46ZM95 63H97V62H95ZM110 63V62H109ZM136 63V62H135ZM140 63V62H139ZM138 63V64H139ZM205 63V62H204ZM221 63V62H220ZM219 63V64H220ZM237 63V62H236ZM54 64V63H53ZM141 64V63H140ZM139 64V65H140ZM145 64V63H144ZM150 64V63H149ZM190 63H188V65H189ZM248 64V63H247ZM259 64V63H258ZM264 64V63H263ZM72 65V64H71ZM80 65H81V62H80ZM135 65H137V63L135 64ZM155 65V63L152 65V66H154ZM185 65V64H184ZM208 65V64H207ZM236 65V64H235ZM39 66V65H38ZM38 66H37V68H38ZM48 66V65H47ZM50 66H51V63H50ZM73 66V65H72ZM78 66V65H77ZM77 66H75V68H73V70H75L76 68H77ZM150 67L151 68V70H152V68L153 67ZM190 66V65H189ZM40 67V66H39ZM100 67V66H99ZM141 67H142V65H141ZM149 67V66H148ZM187 67H186V69H187ZM236 67H239L238 65L236 66ZM235 67V68H236ZM37 68H35L36 70L35 71H37ZM42 68V67H41ZM46 68V67H45ZM54 68V67H53ZM79 68V67H78ZM78 68H77V70H78ZM81 68V67H80ZM137 68V67H136ZM144 68V67H143ZM185 68V67H184ZM205 68V67H204ZM250 68V67H249ZM261 68H262V66H261ZM260 68V69H261ZM43 69V68H42ZM40 70V72H39V74L41 75V74H45L44 72H42V71H44V70ZM48 69V68H47ZM55 69V68H54ZM82 69V68H81ZM97 69V68H96ZM145 69H147V68H144V70ZM149 69V68H148ZM186 69H185V71H186ZM242 69H244V68H242ZM52 70V69H51ZM50 70V71H51ZM62 70V71H61ZM124 70V69H123ZM143 70V71H144ZM150 70V69H149ZM18 71V70H17ZM48 71V70H47ZM47 71H45L46 72V74H47ZM55 71V70H54ZM70 71H72V72H70ZM135 71H138V70H135ZM184 71V72H185ZM210 71H211V69H210ZM49 72V71H48ZM56 72V71H55ZM77 72V71H76ZM88 72V71H87ZM131 72V71H130ZM139 72H141V71H139ZM150 72V71H149ZM151 72H153V71H151ZM207 72H208V69H207ZM238 72V71H237ZM14 72H12L11 74H13ZM37 73V72H36ZM49 73H51V72H49ZM48 73V74H49ZM90 73V72H89ZM144 73V72H143ZM147 73V72H146ZM158 73V72H157ZM235 73V72H234ZM239 73V72H238ZM260 73V72H259ZM15 74V73H14ZM47 74V75H48ZM74 74V73H73ZM76 74V73H75ZM124 74V73H123ZM136 74V73H135ZM142 74V73H141ZM210 74V73H209ZM19 75V74H18ZM40 75H39V77H40ZM50 75V74H49ZM133 75V74H132ZM144 76L146 75V74H143ZM155 75V74H154ZM12 76L13 75H11V78H12ZM46 76V75H45ZM51 76V75H50ZM69 76H72V75H69ZM74 76V75H73ZM73 76H72V79H74L73 78ZM76 76V75H75ZM125 76V75H124ZM139 76V75H138ZM151 76H152V73H151ZM157 76H158V74H157ZM156 76V77H157ZM210 76V75H209ZM236 76V75H235ZM234 76V77H235ZM246 76H247V74H246ZM264 76V75H263ZM263 76H262V78H263ZM47 77V76H46ZM45 77V78H46ZM77 77V76H76ZM75 77V78H76ZM129 77V76H128ZM136 77V76H135ZM140 77V76H139ZM174 77V76H173ZM178 77V76H177ZM15 78V77H14ZM18 78H20V76L18 77ZM17 78V79H18ZM37 78H38V76H37ZM48 78H49V76H48ZM92 78V77H91ZM142 78V77H141ZM147 78V77H146ZM172 78V77H171ZM182 78V77H181ZM13 79V78H12ZM20 79H22V78H20ZM47 79V78H46ZM77 79V78H76ZM80 79H83V78H80ZM88 79V78H87ZM86 79V80H87ZM90 79V78H89ZM138 79V78H137ZM159 79V78H158ZM241 78H239V77H235L231 82H228L227 83V85H226V88H227V91L228 90H233V88H235V86H239V85H241V83L243 82V81H241L240 80ZM48 80V79H47ZM85 80V81H86ZM92 80V79H91ZM127 79H125V81H126ZM139 80V79H138ZM144 80V79H143ZM204 80V79H203ZM260 80V79H259ZM20 81V80H19ZM40 81H42V80H40ZM40 81H39V83H40ZM234 81V82H233ZM13 82H15L14 80H13ZM12 82V83H13ZM45 82V81H44ZM48 82V81H47ZM87 82V81H86ZM136 82V81H135ZM155 82H157V81H155ZM219 82V81H218ZM15 83H17V82H15ZM14 83V84H15ZM21 83V82H20ZM55 83V84H56ZM142 83V82H141ZM146 83H147V81H146ZM159 83V82H158ZM258 83V82H257ZM54 84V82H53V85H54V87L56 86ZM83 84H84V82H83ZM128 84V83H127ZM244 84V83H243ZM242 84V85H243ZM17 85V84H16ZM50 85V84H49ZM126 85V84H125ZM144 85H146L145 83H144ZM170 85H172V84H170ZM202 85V84H201ZM241 85V86H242ZM245 85V84H244ZM18 86V85H17ZM22 86V85H21ZM47 86V85H46ZM221 86V85H220ZM19 87V86H18ZM52 87V86H51ZM59 87H57L58 89H59ZM147 87V86H146ZM170 87V86H169ZM16 88V87H15ZM46 88V87H45ZM56 88V87H55ZM128 88V87H127ZM148 88H150V87H147V88H145V89H147V91L149 90ZM200 88V87H199ZM216 88V87H215ZM243 88V87H242ZM14 89V88H13ZM43 89H44V87H43ZM47 89V88H46ZM154 89V88H153ZM241 89V88H240ZM244 89V88H243ZM41 90V89H40ZM144 89H142V91H143ZM151 90V89H150ZM17 91H18V89H17ZM16 91V92H17ZM48 91V90H47ZM50 91V90H49ZM58 91V90H57ZM146 91V90H145ZM163 90H161V92H162ZM51 92V91H50ZM52 92H54V91H52ZM60 92V91H59ZM72 92H69V94L70 93H72ZM220 92H222V90L220 91ZM219 91H218V93H219V96H221ZM11 93H13V92H11ZM47 93V92H46ZM45 93V94H46ZM63 93V92H62ZM81 93V92H80ZM145 93V92H144ZM143 93V94H144ZM149 93H151V92H149ZM157 93V92H156ZM227 93V92H226ZM264 93V92H263ZM43 94H44V92H43ZM60 94L61 93H59L58 95L60 96ZM64 94V93H63ZM57 95V97H59ZM73 95V94H72ZM139 96H140V94H138ZM147 95V94H146ZM241 95V94H240ZM25 96V95H24ZM45 96V95H44ZM48 96L49 95H47V101H48ZM52 96V95H51ZM50 96V97H51ZM78 96H80V94L78 95ZM167 96V95H166ZM217 96V95H216ZM260 96H261V93H260ZM18 97V96H17ZM57 97H55V98H57ZM66 97V95L65 96H63V98H65ZM141 97V96H140ZM149 97V96H148ZM44 98V97H43ZM54 98V97H53ZM126 98V97H125ZM124 98V99H125ZM171 98V97H170ZM59 99H60V97H59ZM83 99V98H82ZM138 99H140L139 97H138ZM219 99H221L220 97H219ZM218 99V100H219ZM17 100V99H16ZM26 100V99H25ZM28 100V99H27ZM44 100V99H43ZM45 100V101H46ZM54 100V99H53ZM56 100V99H55ZM61 100V99H60ZM173 100V99H172ZM171 99H170V101H172ZM223 100V99H222ZM264 100V99H263ZM22 101V100H21ZM46 101V102H47ZM72 101V100H71ZM125 101V100H124ZM160 101V100H159ZM179 101H180V99H179ZM220 101V100H219ZM229 101V100H228ZM232 101V100H231ZM45 102V104L44 105H46L47 103ZM53 102V101H52ZM57 102V101H56ZM60 102H62V101H60ZM75 102V101H74ZM151 102V100L149 101V103ZM177 102V101H176ZM223 102V106H224V109L228 112V114H231L230 116H229V120H230V117H232L233 116V114L236 112V111H233V110H231V109H228L227 107H230L231 108V106H227L226 105V103L224 102V100L222 101ZM233 102V101H232ZM28 103V102H27ZM43 103V102H42ZM64 103V102H63ZM63 103H61V104H63ZM140 103H141V101H140ZM140 103H138L139 105H140ZM169 103V102H168ZM263 103V102H262ZM20 104V103H19ZM19 104H17V105H19ZM23 104V103H22ZM52 104V103H51ZM76 105H77V102L75 103ZM56 105V104H55ZM96 105V104H95ZM148 105V104H147ZM150 105V104H149ZM148 105V106H149ZM163 105H164V102L162 101L161 103H159V105L157 106V113H156V115L154 116L153 115V113H152V115L154 116V118H156V117H161V113L160 112H162L161 111V109H162V107H163ZM170 105V104H169ZM172 105H173V102H172ZM177 105V104H176ZM222 105V104H221ZM234 105V104H233ZM6 106V105H5ZM38 106H39V104H38ZM43 106V105H42ZM41 106V107H42ZM47 106V105H46ZM48 106H49V104H48ZM57 107L58 106H61V105H56ZM56 106H55V109H56ZM123 106V105H122ZM174 106V105H173ZM180 106V105H179ZM178 106V107H179ZM236 106V105H235ZM250 106V105H249ZM8 107V106H7ZM11 107V106H10ZM13 107H15V103H13ZM129 107V106H128ZM144 107V106H143ZM152 107V106H151ZM195 107H197V106H195ZM199 107V106H198ZM209 107V106H208ZM221 107V106H220ZM241 107V106H240ZM2 108H4V107H2ZM2 108H0V111H1V109ZM44 108H46V107H44ZM44 108H43V110H44ZM91 108V107H90ZM170 108V107H169ZM173 107H171V109H172ZM216 108V112L215 111H212L213 112V114L215 115L214 117H216L217 115H219L220 113H222V111L221 110H223V109H221V108H218V107H215ZM214 108V109H215ZM68 109V108H67ZM138 109V108H137ZM156 109V108H155ZM168 109V108H167ZM170 109V110H171ZM192 109V108H191ZM206 109H209V108H206ZM228 109V110H227ZM50 110V109H49ZM66 110V109H65ZM122 111H123V109H121ZM127 110H129V109H127ZM126 110V111H127ZM144 110V109H143ZM150 110V109H149ZM151 110H153V109H151ZM196 110V109H195ZM197 110H199V108L197 109ZM126 111H123V112H126ZM130 111H131V109H130ZM167 111H169V110H167ZM2 112H3V110H2ZM6 112V111H5ZM111 112V111H110ZM142 112V111H141ZM179 112V111H178ZM238 112V111H237ZM237 112H236V114H237ZM249 112V111H248ZM251 112V111H250ZM40 113V112H39ZM42 113V112H41ZM44 113H45V111H44ZM43 113V114H44ZM54 113V112H53ZM64 113V112H63ZM117 113H119V112H117ZM144 113V111L142 112V114ZM168 113V112H167ZM189 113V112H188ZM199 113V112H198ZM253 114H254V112H252ZM38 114V113H37ZM65 114V113H64ZM111 114H112V112H111ZM166 114V113H165ZM177 114V113H176ZM213 114H211V115H213ZM252 114V115H253ZM42 115V114H41ZM55 115H57V114H55ZM68 115H69V113H68ZM72 114H70L69 116H71ZM117 115V114H116ZM115 115V116H116ZM145 115V114H144ZM224 115V114H223ZM249 118H248V120L247 121H245V119H247V117H245V119H244V121L245 122H250V121H252V119H251V114L249 113ZM7 116V115H6ZM46 116V115H45ZM44 116V117H45ZM47 116H49V115H47ZM52 116V115H51ZM66 116V115H65ZM84 115H81L80 113H79V117L81 118V122L79 123V124H87V122L89 121L88 119H87V117H83ZM109 119L108 120H110V117L112 116H110L109 117V115H106ZM114 116V115H113ZM236 116V115H235ZM242 116V115H241ZM57 117V116H56ZM76 117H78V116H76ZM139 117V116H138ZM146 117H148L149 118V116H146ZM228 117V116H227ZM226 117V118H227ZM237 117V116H236ZM262 117H264L263 115H262ZM261 117V118H262ZM9 118V117H8ZM54 118V117H53ZM52 118V119H53ZM68 118V117H67ZM113 118V117H112ZM115 118V117H114ZM113 118V119H114ZM141 118V117H140ZM147 118V119H148ZM233 118V117H232ZM231 118V119H232ZM6 119H7V117H6ZM43 119V118H42ZM75 119V118H74ZM117 119V118H116ZM124 119V118H123ZM122 119V120H123ZM128 119V118H127ZM151 119H152V117H151ZM208 120H209V118H207ZM220 119V118H219ZM227 119V120H228ZM241 119H243V118H241ZM44 120V119H43ZM92 120V119H91ZM90 120V121H91ZM121 120V121H122ZM152 120H154V119H152ZM162 120V121H161ZM160 121V123H161V125L163 126V127H166V130L165 131H162V130H164V129H161V131H159V132H162V134H161V136H160V141L162 142V148H160L159 149V153H158V157L155 159V161H154V163L151 165V166H149L148 168L147 167H145V171H143V172H141V173H139V175L136 177L137 179H136V184H134V186L133 187H131V188H129V187H127L125 184V180H124V182L122 181V182H117V183H114L111 187L109 186V192H108V200H106L107 201V210H106V212L104 213V215H103V217H102V220H101V222L102 223H104V224H106V222H109L110 220L112 221L113 220V222H114V226H113V232H112V238H111V241H110V245H109V248H108V250H105V253H106V255L104 256V261H103V263H101V264H116V262L118 261V258H120V257H118L119 256V253L121 252V249H122V247H124V243H125V241H126V239H128L127 237H129L128 236V233L130 232V231H132V230H128V229H134L135 230V232L136 233H138V231H140V230H142V228L141 229H138V231H136V229L134 228L135 226H134V222H137V221H135V216H136V210L137 209H139L140 207H142V208H144L143 207V205H145L146 206V203H150L151 201H149L148 202V200L150 199V197L153 195V194H155L154 192H156L155 190H157V188H159V186H160V183H161V180H160V176H162L161 175V171L160 170H158L159 169V167H161V166H163V165H165V167L167 168V169H172V167H173V165H174V163L176 164V163H178V160H177V156L175 155V152H176V150H175V147L176 146H178L179 144H178V139H179V137H181V138H184L185 136H187L188 134H183L182 133V131H181V128L179 127L180 125H178L175 121H172V119H171V121H169V119L167 120L168 122L167 123H165V122H163V120L164 119H161ZM215 120V119H214ZM233 120V119H232ZM254 120H256V119H254ZM264 120V119H263ZM143 121V120H142ZM155 121V120H154ZM211 121V120H210ZM221 121V120H220ZM238 121H240V119L238 120ZM260 121V120H259ZM116 122H117V120H116ZM119 122H120V120H119ZM156 122V121H155ZM158 122V121H157ZM157 122H156V124H157ZM208 122V121H207ZM213 122V121H212ZM211 122V123H212ZM234 122V121H233ZM236 123H237V121H235ZM1 123V122H0ZM2 123H4V121L2 122ZM118 123V122H117ZM143 123V122H142ZM208 123H210V122H208ZM207 123V124H208ZM214 123V122H213ZM216 123H217V120H216ZM216 123H214V124H216ZM239 123V122H238ZM237 123V125L236 126H239V124ZM242 123V122H241ZM4 124H6V122L4 123ZM7 124H8V122H7ZM70 124V123H69ZM77 124V123H76ZM75 124V125H76ZM107 124V123H106ZM105 124V125H106ZM121 124V123H120ZM207 124H205V125H207ZM221 124V123H220ZM244 124V123H243ZM13 125V124H12ZM38 125H39V123H38ZM73 125V124H72ZM109 125H110V123H109ZM143 125H146V123L145 124H143ZM234 125V124H233ZM9 126V125H8ZM42 126V125H41ZM71 126V125H70ZM116 126H118V125H116ZM124 126V125H123ZM131 126V125H130ZM182 126V125H181ZM208 126V125H207ZM211 126V125H210ZM214 126V125H213ZM221 126V125H220ZM227 126V125H226ZM244 126V125H243ZM1 127V126H0ZM13 127V126H12ZM15 127V126H14ZM13 127V128H14ZM40 127V126H39ZM38 127V128H39ZM45 126H43V127H41V128H39V129H43ZM49 127V126H48ZM54 127V126H53ZM66 127V126H65ZM68 127V126H67ZM76 127V126H75ZM102 127V126H101ZM112 127V126H111ZM145 127V126H144ZM157 127H160V125H158ZM241 127V126H240ZM9 128V127H8ZM77 128V127H76ZM108 128V127H107ZM183 128V127H182ZM242 128V130L240 131V135L238 136V138H237V140H236V138H235V145H238V144H241V143H244L245 142V140H244V138H245V136L248 134V130H249V128H248V125H245L244 127H241ZM10 129V128H9ZM16 129V128H15ZM44 129H46V128H44ZM42 130L41 132H43L44 131V133L46 134V132H45V130ZM55 129V128H54ZM65 129V128H64ZM100 129H102V128H100ZM106 129V128H105ZM116 129V128H115ZM140 129H141V127H140ZM188 129H190V128H188ZM214 129V128H213ZM10 130H12V129H10ZM55 130H57V129H55ZM94 130V129H93ZM107 130V129H106ZM117 130V129H116ZM187 130V129H186ZM209 130V129H208ZM212 130V129H211ZM235 130V129H234ZM238 130V129H237ZM33 131H35V130H33ZM54 131V130H53ZM64 131V130H63ZM62 131V132H63ZM108 131V130H107ZM115 131V130H114ZM142 131V130H141ZM185 131V130H184ZM236 131V130H235ZM13 132H15V131H13ZM36 132V131H35ZM39 133H41L40 132V130L38 131ZM49 132V131H48ZM57 133V135H54V136H52L51 138H52V142H54V143H52L51 145L52 146H50L49 145V147L50 148H46V150H47V155H49L48 156V158H49V160L48 161H50L52 164H54L56 161H57V163L59 162V161H64V158H65V153L67 152L65 149H71V146H72V143L74 142H71L69 139V137H68V135L66 134V133ZM75 132H77V129H76V131ZM101 132H103V129H102V131ZM112 132H113V130H112ZM125 132V130L123 131V133ZM189 132V131H188ZM187 132V133H188ZM214 132V131H213ZM251 132H252V129H251ZM33 133V132H32ZM31 133V134H32ZM52 133H54V132H52ZM68 133V132H67ZM72 133H74V132H72ZM71 133V134H72ZM78 133V132H77ZM77 133H75L74 135L75 136H78V135H76ZM125 133H127V132H125ZM146 133V132H145ZM186 133V132H185ZM194 133V132H193ZM210 133V132H209ZM227 133V132H226ZM261 133V132H260ZM49 134V133H48ZM101 134V133H100ZM99 134V135H100ZM104 134V133H103ZM212 134V133H211ZM216 134V133H215ZM228 134V133H227ZM20 135V134H19ZM34 136H35V134H33ZM37 135V134H36ZM41 135V134H40ZM108 135V134H107ZM106 135V136H107ZM114 135V134H113ZM194 135V134H193ZM229 135V134H228ZM231 135V134H230ZM229 135V136H230ZM253 135V134H252ZM16 136V135H15ZM32 136V135H31ZM30 136V137H31ZM117 136V135H116ZM126 136V135H125ZM135 136V135H134ZM137 136V135H136ZM141 136V135H140ZM226 136V135H225ZM228 136V137H229ZM30 137H28V138H30ZM38 137H41V136H38L37 135V138ZM72 137V136H71ZM109 137H110V134H109ZM120 137V136H119ZM118 137V138H119ZM123 137V136H122ZM144 137V136H143ZM151 137V136H150ZM159 137V136H158ZM194 137V138H193ZM198 137V136H197ZM206 137V136H205ZM210 137V136H209ZM227 136H226V139L228 138ZM235 137V136H234ZM236 137H237V134H236ZM22 138V137H21ZM34 138H36V137H34ZM37 138L35 139V140H37ZM43 138V137H42ZM49 138V137H48ZM72 138H74V136L72 137ZM96 138V137H95ZM106 138V137H105ZM112 138V137H111ZM110 138V139H111ZM113 138H115L114 136H113ZM112 138V139H113ZM126 138V137H125ZM192 138L193 139H195L196 137L195 136H192ZM217 138V137H216ZM230 138H232V137H230ZM0 139H2L1 138V135H0ZM16 139H17V137H16ZM43 139H45V138H43ZM107 140H109L108 139V136H107V138H106ZM105 139V140H106ZM123 139V138H122ZM133 139V138H132ZM185 139V138H184ZM183 139V140H184ZM10 140V139H9ZM18 140H19V138H18ZM27 140V139H26ZM32 142H33V136H32ZM182 140V139H181ZM186 140V139H185ZM1 141V140H0ZM28 141V140H27ZM43 141V140H42ZM48 141V140H47ZM146 141V140H145ZM191 141V140H190ZM233 141V140H232ZM21 142H23V141H21ZM29 142V141H28ZM31 142V141H30ZM31 142V143H32ZM35 142V141H34ZM44 142H46V140H44ZM102 142V141H101ZM118 142V141H117ZM186 142V141H185ZM206 142V141H205ZM208 142V141H207ZM224 141L222 140V142H221V145H219L217 148H218V152L217 153H219V156H220V158L223 160H225V158H227L226 156L228 155V159L227 160H229V159H231L232 157H229V156H231V155H229L228 154V152H225V150H224V148L222 147L223 145H222V143H223ZM229 142H231V141H229ZM260 149H262L263 151H264V136H261V138H260ZM11 143V142H10ZM9 143V144H10ZM13 143V142H12ZM30 143V144H31ZM61 143V145H62V147L64 148V151H60L58 148V146L57 145H59ZM63 143V144H62ZM100 143V142H99ZM98 143V144H99ZM111 143V142H110ZM136 143V142H135ZM137 143H139V142H137ZM157 143V142H156ZM155 143V144H156ZM234 143V142H233ZM17 144H20V143H17ZM16 144V145H17ZM42 144V143H41ZM49 144V143H48ZM54 144V145H53ZM80 144H81V142H80ZM134 144V143H133ZM132 144V145H133ZM160 144V143H159ZM178 144V145H177ZM199 144V143H198ZM228 144V143H227ZM15 145V146H16ZM25 145V144H24ZM105 145V144H104ZM108 145V144H107ZM116 145V144H115ZM248 145V144H247ZM11 146H12V144H11ZM18 146V145H17ZM20 146V145H19ZM35 146V145H34ZM39 146V145H38ZM38 146H36V147H38ZM96 146V145H95ZM106 146V145H105ZM181 146V145H180ZM213 146V145H212ZM216 146V145H215ZM1 147V146H0ZM3 147V146H2ZM27 148H28V146H26ZM43 147V146H42ZM45 147V146H44ZM74 147V146H73ZM192 147V146H191ZM199 147H201V146H199ZM230 147V146H229ZM228 147V148H229ZM231 147L232 148H234V144H232L231 145ZM30 149H27L28 151H30V152H33V146H32V148L31 147H29ZM81 148V147H80ZM2 149V148H1ZM24 149V148H23ZM43 149V148H42ZM96 149V148H95ZM231 149V148H230ZM240 149V148H239ZM247 149H249V148H247ZM37 150V149H36ZM111 150H112V148H111ZM120 150V149H119ZM118 150V151H119ZM123 150V149H122ZM228 150V149H227ZM244 150V149H243ZM34 151H35V149H34ZM39 151H40V147H39ZM68 151H70V150H68ZM75 151H76V149H75ZM95 151V150H94ZM106 151V150H105ZM114 151V150H113ZM130 151V150H129ZM129 151L127 150V152L129 153ZM178 151V150H177ZM229 151V150H228ZM240 151V150H239ZM238 151V152H239ZM1 152H3V150L1 151ZM0 152V153H1ZM37 152H38V150H37ZM37 152H36V154H37ZM44 152V151H43ZM104 152V151H103ZM107 152V151H106ZM126 152V153H127ZM208 152V151H207ZM34 153V152H33ZM179 153V152H178ZM244 153V152H243ZM5 154V153H4ZM3 154V155H4ZM35 154V155H36ZM38 154H39V152H38ZM95 155H96V153H94ZM2 155V156H3ZM68 155V154H67ZM73 155V154H72ZM122 155V154H121ZM133 155V154H132ZM140 155V154H139ZM214 155V154H213ZM243 155V154H242ZM244 155H246V154H244ZM10 156V155H9ZM38 156V155H37ZM36 156V157H37ZM42 156H44L43 154H42ZM94 156V155H93ZM135 156V155H134ZM217 156V155H216ZM247 156V155H246ZM69 157V156H68ZM102 157V156H101ZM106 157V156H105ZM126 157V156H125ZM214 157H215V155H214ZM250 157V156H249ZM26 158H27V156H26ZM39 158V157H38ZM73 158V157H72ZM84 158V157H83ZM116 158V157H115ZM148 158V157H147ZM180 158V157H179ZM219 158V159H220ZM7 159V158H6ZM31 159H33V156L31 157ZM68 159V158H67ZM194 159V158H193ZM44 160V159H43ZM69 160V159H68ZM79 160V159H78ZM116 160V159H115ZM127 160H128V158H127ZM197 160V159H196ZM243 160V159H242ZM247 160V159H246ZM20 161H22V160H20ZM38 161V160H37ZM55 161V162H54ZM109 161H110V159H109ZM219 160H217V162H218ZM230 161V160H229ZM256 161V160H255ZM31 162V161H30ZM40 162V161H39ZM46 162V161H45ZM49 162V163H50ZM65 162V161H64ZM79 162V161H78ZM105 162V158H104V160L102 161V163H101V166L103 165V163ZM153 162V161H152ZM221 162V161H220ZM223 162V161H222ZM225 162V161H224ZM245 162V161H244ZM264 162V161H263ZM262 162V163H263ZM6 163V162H5ZM20 163V162H19ZM23 163H25V160L23 161ZM29 163V162H28ZM62 162H59V164H61ZM127 163H128V161H127ZM126 163V164H127ZM226 163V162H225ZM232 163V162H231ZM234 165L237 167V168H240L241 166H242V161L240 160V159H235L234 160ZM246 163V162H245ZM26 164V163H25ZM25 164H23V165H25ZM29 164H31V166H28ZM27 166V168L25 169L26 170V174H28V177H29V174H31L32 173V171H34L35 170V165L36 164H34V163H29ZM62 164H64V163H62ZM84 164V163H83ZM86 164V163H85ZM90 164V163H89ZM100 164V163H99ZM126 164H125V166H126ZM131 164V163H130ZM220 164V163H219ZM255 164V163H254ZM258 164V163H257ZM1 165V164H0ZM2 165H3V163H2ZM19 165H21V164H19ZM40 165V164H39ZM221 165V164H220ZM54 166V165H53ZM56 166V165H55ZM79 166V165H78ZM98 166V165H97ZM108 166V165H107ZM218 166V165H217ZM252 166H254V165H252ZM17 167H18V165H17ZM22 166H20V168H21ZM24 167V166H23ZM43 167V166H42ZM62 167V166H61ZM194 167V166H193ZM193 167H192V169H193ZM201 167V166H200ZM222 167H223V165H222ZM230 167V166H229ZM251 167V166H250ZM1 168V167H0ZM4 168V167H3ZM2 168V169H3ZM7 168V167H6ZM19 168V167H18ZM100 168V167H99ZM103 168V167H102ZM126 168H127V166H126ZM144 168V167H143ZM195 168V167H194ZM197 168V167H196ZM202 168V167H201ZM1 169V170H2ZM37 169V168H36ZM40 169V168H39ZM42 169V168H41ZM46 169V168H45ZM64 169V168H63ZM66 170H67V168H65ZM124 169V168H123ZM164 169V168H163ZM203 169V168H202ZM201 169V170H202ZM219 169V168H218ZM217 169V170H218ZM224 169H225V166H224ZM223 169V170H224ZM5 170V169H4ZM19 170H22V169H19ZM18 170V171H19ZM55 170V169H54ZM59 170V169H58ZM62 169L60 168V171H61ZM65 170V172H68V171H66ZM69 170V169H68ZM72 170V169H71ZM162 170V169H161ZM17 171V170H16ZM98 171V170H97ZM107 171H108V169H107ZM169 171V170H168ZM176 171H177V169H176ZM192 171V170H191ZM199 171V170H198ZM203 171H204V169H203ZM231 171V170H230ZM23 172V171H22ZM37 173H40V172H38V171H36ZM43 172V171H42ZM64 172V171H63ZM70 172V171H69ZM73 172V171H72ZM103 172V171H102ZM104 172H106V171H104ZM163 172V171H162ZM216 172V171H215ZM54 173V172H53ZM52 173V174H53ZM116 173V172H115ZM126 173V172H125ZM129 173V172H128ZM230 173V172H229ZM41 174V173H40ZM44 174V173H43ZM63 173H61L60 174V177H61V175H62ZM102 174V173H101ZM104 174V173H103ZM107 174V173H106ZM177 174V173H176ZM251 174V173H250ZM23 175V174H22ZM22 175H20V176H22ZM74 175V174H73ZM125 175V174H124ZM202 175V174H201ZM205 175V174H204ZM262 175V174H261ZM2 176V175H1ZM39 176V175H38ZM63 176V175H62ZM68 176V175H67ZM67 176L65 177V178H67ZM95 176V175H94ZM102 176H104V175H102ZM102 176H100L101 178H102ZM198 176V172H197V170L195 169L193 172H192V178L194 179V178H196ZM200 176V175H199ZM263 176H264V174H263ZM27 177V178H28ZM105 177V176H104ZM126 177V176H125ZM184 177V176H183ZM219 177V176H218ZM22 178V177H21ZM30 178V177H29ZM40 178V177H39ZM62 178V177H61ZM71 178V177H70ZM79 178V177H78ZM129 178V177H128ZM168 178V177H167ZM173 178V177H172ZM177 178V177H176ZM182 178V177H181ZM16 181H18L19 179L17 178V176H16ZM183 179V178H182ZM208 179V178H207ZM220 179H222L221 177H220ZM6 180V179H5ZM13 179H11V181H12ZM15 180V179H14ZM13 180V181H14ZM35 180V179H34ZM107 180V179H106ZM183 180H186V179H183ZM183 180H181V181H183ZM198 180V179H197ZM252 180V179H251ZM2 181V180H1ZM4 181V180H3ZM2 181V182H3ZM25 182H26V180H24ZM28 181V183L30 184V182H29V180H27ZM32 181V180H31ZM37 181V180H36ZM41 181H43V180H41ZM76 181H78V180H76ZM95 181H97V180H95ZM101 181H102V179H101ZM15 182V181H14ZM12 183L13 185V187H14V184L16 185L17 183ZM65 182V181H64ZM75 182V181H74ZM99 182V181H98ZM105 182V181H104ZM111 182V181H110ZM114 182H115V180H114ZM127 182H128V180H127ZM179 182V181H178ZM191 182V181H190ZM202 182H204V181H202ZM207 182V181H206ZM212 182V181H211ZM213 182H215V181H213ZM1 183V182H0ZM6 183H7V181H6ZM32 183V182H31ZM62 183H63V181H62ZM62 183H60V184H62ZM77 183V182H76ZM90 183H92V182H90ZM97 183V182H96ZM99 183H101V182H99ZM249 183V182H248ZM258 183V182H257ZM25 184V183H24ZM105 184V183H104ZM6 184H4L3 186H5ZM19 185V184H18ZM26 185V184H25ZM43 185V184H42ZM41 185V186H42ZM56 185V184H55ZM76 185V184H75ZM162 185V184H161ZM167 185H169L168 183H167ZM189 185V184H188ZM8 186H10V185H8ZM60 186V185H59ZM63 186V185H62ZM90 186H92V185H90ZM100 186V185H99ZM108 186V185H107ZM164 186V185H163ZM17 187V186H16ZM23 187H25V189H28L29 191H30V193H31V195L33 196V199H31V197H26V199L24 198V200H26V203H25V206L27 207V214H25L26 216L28 215V217H26V218H30L31 219V217L33 216V214L34 213H38V214H41V213H43L45 210V208H47L48 206H50L51 204H52V199H53V197L51 198V196H52V194H53V187L51 186V187H49V188H44V189H40L39 188V186H35V187H33V186H23ZM71 188H72V186H70ZM97 187V186H96ZM213 187V186H212ZM260 187H261V189H262V191H263V195H264V178H263V180H262V182H261V184H260ZM8 188V187H7ZM7 188H3V189H5V191H6V189ZM12 188V187H11ZM15 188V187H14ZM39 188V189H38ZM75 188V187H74ZM99 188V187H98ZM104 188V187H103ZM106 188V187H105ZM16 189V188H15ZM14 189V190H15ZM65 189H67V188H65ZM91 189V188H90ZM100 189V188H99ZM102 189V188H101ZM216 189V188H215ZM12 190H13V188H12ZM22 190V189H21ZM20 190V191H21ZM56 190V189H55ZM63 190V189H62ZM84 190V189H83ZM87 190V189H86ZM103 190V189H102ZM105 190V189H104ZM218 190V189H217ZM3 191V190H2ZM25 191V190H24ZM59 191V190H58ZM73 191V190H72ZM159 191H161V190H159ZM175 191V190H174ZM173 191V192H174ZM215 191V190H214ZM11 192H13V191H11ZM60 192H61V190H60ZM68 192V191H67ZM98 192V191H97ZM100 192H102V191H100ZM104 192V191H103ZM218 192V191H217ZM3 193V192H2ZM6 193V192H5ZM8 193V192H7ZM22 191H21V194H20V196L22 195ZM29 193V192H28ZM62 193V192H61ZM105 193V192H104ZM211 193H212V191H211ZM11 194V193H10ZM73 194V193H72ZM83 194V193H82ZM116 194V195H115ZM160 194V193H159ZM185 194V193H184ZM17 195V194H16ZM24 195H26L25 194V192H24ZM30 195V194H29ZM65 195V194H64ZM169 195V194H168ZM174 195V194H173ZM259 195H260V193H259ZM262 195V196H263ZM181 196V195H180ZM220 196V195H219ZM55 197V196H54ZM64 197V196H63ZM106 197V196H105ZM16 198H18V196H16ZM21 198V197H20ZM28 198V199H27ZM98 198V197H97ZM156 198V197H155ZM212 198H214V197H212ZM211 198V199H212ZM263 198H264V196H263ZM31 199V200H30ZM64 199V198H63ZM62 199V200H63ZM157 199V198H156ZM183 199V198H182ZM217 199H218V197H217ZM17 201H18V199H16ZM94 200V199H93ZM155 200V199H154ZM165 200H168L167 198L165 199ZM213 200V199H212ZM219 200V199H218ZM239 200H241V197H240V199ZM262 200V199H261ZM264 200V199H263ZM35 201H37V202H35L36 203V206H35V204H34V202ZM174 201V200H173ZM176 201V200H175ZM178 201V200H177ZM98 202V201H97ZM164 202V201H163ZM179 202V201H178ZM242 202V201H241ZM240 202V203H241ZM92 203V202H91ZM100 203V202H99ZM102 203V202H101ZM167 203V202H166ZM173 203V202H172ZM183 203V202H182ZM19 205H22V204H20V203H18ZM164 204V203H163ZM178 204V203H177ZM230 204V203H229ZM24 205V204H23ZM70 205V204H69ZM104 205H106V204H104ZM156 205V204H155ZM154 205V206H155ZM161 205V204H160ZM165 205V204H164ZM174 205V204H173ZM176 205V204H175ZM179 205V204H178ZM177 205V206H178ZM214 205V204H213ZM226 205V204H225ZM78 206V205H77ZM92 206H93V204H92ZM148 206V205H147ZM153 206V207H154ZM172 206V205H171ZM24 207V206H23ZM23 207H22V209H23ZM63 207H64V205H63ZM105 207V206H104ZM170 207V206H169ZM215 207H217V206H215ZM214 207V208H215ZM1 208V207H0ZM17 208V207H16ZM49 208V207H48ZM55 208V210H56V207H54ZM67 208V207H66ZM78 208V207H77ZM150 208H152L151 206H150ZM161 208V207H160ZM183 208V207H182ZM218 208V207H217ZM172 209V208H171ZM173 209H174V207H173ZM264 209V208H263ZM25 210H24V212H25ZM54 210V211H55ZM64 210H65V208H64ZM144 210V209H143ZM152 210V209H151ZM151 210H149V211H151ZM158 210V209H157ZM57 211V210H56ZM81 211V210H80ZM148 211V210H147ZM146 211V212H147ZM148 211V212H149ZM174 211H175V209H174ZM173 211V212H174ZM183 211V210H182ZM218 211V210H217ZM216 211V212H217ZM227 211V210H226ZM21 212H22V210H21ZM58 212H60V211H58ZM63 212V211H62ZM172 212V211H171ZM180 212V211H179ZM179 212H175V213H179ZM215 212V211H214ZM228 212V211H227ZM55 213V212H54ZM165 213V212H164ZM264 213V212H263ZM23 214V213H22ZM37 214V215H38ZM51 214V213H50ZM80 214V213H79ZM141 214H144V213H142L141 212ZM159 213H157V215H158ZM170 214V213H169ZM2 215V214H1ZM48 215V214H47ZM68 215V214H67ZM73 215V214H72ZM89 215V214H88ZM94 215V214H93ZM181 215V214H180ZM214 215V214H213ZM216 215H217V213H216ZM40 216V215H39ZM43 215H41V217H42ZM70 216V215H69ZM68 216V217H69ZM138 216V215H137ZM173 216V215H172ZM172 216L170 217V218H172ZM174 216H176V215H174ZM174 216H173V218H174ZM177 216H179V215H177ZM176 216V217H177ZM7 217H9V216H7ZM6 217V218H7ZM38 217V216H37ZM63 217V216H62ZM67 217V216H66ZM167 217V216H166ZM187 217V216H186ZM33 218V217H32ZM97 218V217H96ZM95 218V219H96ZM143 218V217H142ZM145 218L146 217H144V220H145ZM149 218H152V217H149ZM157 218V217H156ZM172 218V219H173ZM179 218V217H178ZM181 218V217H180ZM180 218H179V220H180ZM188 218H189V220L190 221H192L193 223H192V225H190V228H192L191 229V232L190 233H188L187 234V236L188 237H186V236H184V240H183V247H184V249H183V255L185 256V257H187L188 258V256L189 255H191L193 258L194 257H196L195 259H199V261H198V263H201V264H204V261L205 260H208V259H210V258H208V257H206V256H210V255H212V253H210V251H208V246H206L205 244H204V240H202L203 242H201L200 241V239L201 238H203L204 236H206V233L205 232H208L207 234H211L212 236H215V234L216 233H214L215 231V229H212V228H214L213 226H211L210 225V219H207V220H201L200 221V223H199V221H197L196 219H195V217H192V219H190V216H188ZM216 218V217H215ZM40 219V218H39ZM91 219V218H90ZM139 219V218H138ZM147 220H148V218H146ZM154 219V218H153ZM152 219V220H153ZM161 220H162V218H160ZM168 219V218H167ZM176 219V218H175ZM4 220V219H3ZM19 220V219H18ZM18 220H17V222H18ZM58 220H60V218L58 219ZM86 220V219H85ZM99 219H97V221H98ZM143 220V221H144ZM174 220V219H173ZM172 220V221H173ZM178 220V219H177ZM7 221V220H6ZM27 221H28V219H27ZM96 221V222H97ZM168 221H170V220H168ZM171 221V222H172ZM176 221V220H175ZM197 223H196V222ZM5 222V221H4ZM26 222V221H25ZM66 222V221H65ZM85 222V221H84ZM96 222H95V224H96ZM100 222V223H101ZM145 222V224L148 222V221H144ZM165 222V221H164ZM164 222H162V223H164ZM263 222V221H262ZM3 223V222H2ZM7 223V222H6ZM13 223V222H12ZM12 223H11V225H12ZM21 223V222H20ZM34 223V222H33ZM49 223V222H48ZM57 223H59V222H57ZM64 223V222H63ZM83 223V222H82ZM173 223V222H172ZM172 223H168V224H166V225H172ZM0 224H1V222H0ZM19 224V223H18ZM62 223H61V221H60V225H61ZM85 224V223H84ZM94 224V223H93ZM113 224V223H112ZM136 224V223H135ZM145 224H144V226H145ZM216 224V223H215ZM239 224V222L237 223V225ZM256 224H258V223H256ZM259 224H261V223H259ZM3 225V224H2ZM5 225V224H4ZM15 225V224H14ZM20 226H21V224H19ZM59 225V224H58ZM79 225H82V224H79ZM78 225V226H79ZM97 225V224H96ZM149 225V224H148ZM175 225V224H174ZM8 226H9V224H8ZM13 226V225H12ZM20 226H19V228H20ZM26 226H29V225H26ZM64 226V225H63ZM84 226V225H83ZM105 226V225H104ZM163 226H165V225H163ZM216 226V225H215ZM219 226V225H218ZM217 226V227H218ZM241 226V225H240ZM87 227V226H86ZM100 227V226H99ZM166 227V226H165ZM175 227H177V226H175ZM258 227V226H257ZM11 228L12 227H10V230H11ZM62 228V227H61ZM79 228V227H78ZM77 228V229H78ZM83 227H81V229H82ZM137 228V227H136ZM146 228V227H145ZM144 228V229H145ZM7 230H9V228H6ZM13 229L15 230V228L13 227ZM21 229V228H20ZM59 229H60V227H59ZM85 229V228H84ZM91 229V228H90ZM94 229V228H93ZM99 229V228H98ZM166 229V228H165ZM170 229V228H169ZM224 229V228H223ZM2 230V229H1ZM9 230V231H10ZM19 230V229H18ZM61 230V229H60ZM95 230V229H94ZM101 230V229H100ZM236 233H237V235H238V233L239 234H241L240 232V230H239V226H236ZM4 231V230H3ZM16 231V230H15ZM21 231H22V229H21ZM167 231V230H166ZM171 231H172V229H171ZM240 231V232H239ZM7 233H8V231H6ZM5 232V233H6ZM11 232V231H10ZM9 232V233H10ZM97 232V231H96ZM100 232V231H99ZM134 232V233H135ZM144 232V231H143ZM170 232V231H169ZM0 233H2V232H0ZM4 233V232H3ZM16 233H18V232H16ZM141 233V232H140ZM139 233V234H140ZM167 233V232H166ZM172 233V232H171ZM254 233V232H253ZM261 233H262V231H261ZM20 234V233H19ZM17 235L16 236V234H15V236H16V239L13 237V235H12V237L14 238V252H13V250H12V252H13V255H14V257L17 259V260H23V263H24V261H31L32 260V262H33V259H32V257L30 256V252H29V250H28V248H30V247H26L27 245H23V243H22V239H23V235L21 236V235ZM101 234V236H102V233H100ZM180 234H181V232H180ZM243 234L244 233H242V236H243ZM1 235V234H0ZM29 237H28V239L30 238V240L33 242V243H35V245L37 246V247H39L40 249H42V247H45V244H46V242L48 243V241L50 242V240H52V239H54V233L52 234V232L50 231V230H48V228H47V226L45 225V224H36L33 228H31V231L29 232ZM62 235V234H61ZM60 235V236H61ZM94 235H96V234H94ZM94 235H92V236H94ZM167 235V234H166ZM175 235V234H174ZM174 235H172V236H174ZM70 236V235H69ZM88 236H89V234H88ZM137 236V235H136ZM139 236V235H138ZM142 236H143V233H142ZM168 236V235H167ZM4 237H6V236H4ZM8 237V236H7ZM87 237V236H86ZM171 237V236H170ZM255 237V236H254ZM62 238V237H61ZM135 238V237H134ZM138 238V237H137ZM142 238V237H141ZM174 238V237H173ZM240 238V237H239ZM244 238V237H243ZM4 239V238H3ZM70 239V238H69ZM86 239V238H85ZM84 239V236H82V233H81V230H78V231H76V234L75 235H72V237H71V239H70V241H68L69 243H68V246L70 247L72 244H75L78 248H80V247H82L81 245V242L83 241V240H85ZM98 239V238H97ZM136 239V238H135ZM204 239V238H203ZM226 239V238H225ZM89 240V239H88ZM88 240L86 241V242H88ZM137 240V239H136ZM142 240V239H141ZM99 241V240H98ZM104 241V240H103ZM138 241H139V239H138ZM143 241H144V238H143ZM90 242V241H89ZM109 242V241H108ZM259 242V241H258ZM66 243V242H65ZM130 243H132V242H130ZM134 243V242H133ZM143 243V242H142ZM193 245H192V244ZM206 243V242H205ZM244 243V242H243ZM247 242H245V244H246ZM9 245H11V242H10V240H9V243H8ZM96 244H97V242H96ZM140 244V243H139ZM214 244V243H213ZM248 244L249 243H247V246H248ZM8 245V246H9ZM32 245H34V244H32ZM75 245H73V246H75ZM87 245V244H86ZM92 245V244H91ZM107 245V244H106ZM130 245V244H129ZM133 245V244H132ZM135 245V244H134ZM137 245V244H136ZM141 245V244H140ZM243 245V244H242ZM257 245V244H256ZM255 244L252 246V245H250V246H252V249H254L255 250V248H257V246H256ZM261 245V244H260ZM67 246V245H66ZM67 246V247H68ZM107 247V246H106ZM128 247V246H127ZM126 247V248H127ZM132 247V246H131ZM135 247H137V246H135ZM143 247V246H142ZM190 247H191V249H190ZM13 248V247H12ZM36 248V247H35ZM38 248V249H39ZM63 248V247H62ZM71 248V247H70ZM89 248V247H88ZM128 248H130V247H128ZM138 248H139V246H138ZM240 248H241V246H240ZM249 248V247H248ZM1 249H2V247H1ZM68 249V248H67ZM106 249V248H105ZM125 249V248H124ZM124 249H123V252H124ZM131 249V248H130ZM144 249V248H143ZM244 248H241V250H242V252L244 251L243 250ZM250 249V248H249ZM251 249V250H252ZM262 249H264V248H262ZM8 250V249H7ZM36 250V249H35ZM73 250V249H72ZM90 250V249H89ZM92 250V249H91ZM141 250V249H140ZM212 250V249H211ZM239 250V249H238ZM260 250V249H259ZM4 251V250H3ZM56 251V250H55ZM62 251V250H61ZM64 251V250H63ZM95 251V250H94ZM148 251V250H147ZM213 251V250H212ZM236 251V250H235ZM8 252V251H7ZM52 252V251H51ZM60 252V251H59ZM68 252V251H67ZM66 251H64V253L63 254H61V256L59 257V258H57L52 264H62L65 260H64V258H65V254L67 253ZM71 252H73V251H71ZM70 251L68 252V253H71ZM82 252H84V251H82ZM104 252V251H103ZM126 252V251H125ZM128 252V251H127ZM126 252V253H127ZM252 252H255V251H252ZM257 252V251H256ZM32 253V252H31ZM50 253V252H49ZM92 253V252H91ZM125 253V254H126ZM141 253V252H140ZM234 253V252H233ZM232 253V254H233ZM236 253V252H235ZM247 253V252H246ZM4 254V253H3ZM10 254V253H9ZM35 254V253H34ZM86 254H87V251H86ZM90 254V253H89ZM88 254V256H90ZM95 254V253H94ZM101 254H102V252H101ZM231 253L229 254L230 256H228L226 259H225V263H227V264H237L238 263V260H239V258H242L241 256L238 258L237 256L238 255H240L241 253L239 252V254L236 256V254H235V257H234V255H232ZM256 254V253H255ZM2 255V254H1ZM79 255V254H78ZM93 255V254H92ZM99 255V254H98ZM121 255V254H120ZM124 255V254H123ZM232 255V256H231ZM249 255V254H248ZM3 256H6V255H3ZM75 256V255H74ZM86 256V258L85 259H87V255H85ZM94 256V255H93ZM125 256V255H124ZM172 256V255H171ZM213 256V255H212ZM251 256V255H250ZM260 256H261V254H260ZM35 257V256H34ZM96 257V256H95ZM129 257V256H128ZM198 257V258H197ZM247 257H249V256H247ZM74 258V257H73ZM90 258V257H89ZM94 258V257H93ZM166 258V257H165ZM172 258V257H171ZM171 258H170V260H171ZM238 258V259H237ZM71 259H72V257H71ZM98 259V258H97ZM100 259V258H99ZM102 259V258H101ZM100 259V260H101ZM147 259V258H146ZM145 259V260H146ZM237 259V260H236ZM259 259V258H258ZM16 260V261H17ZM43 260V259H42ZM68 260V259H67ZM76 260V259H75ZM81 260V259H80ZM89 260V259H88ZM95 260V259H94ZM100 260H98V261H100ZM119 260H121V259H119ZM123 260H125V259H123L122 258V260L121 261H123ZM128 260V259H127ZM148 260V259H147ZM163 260H164V258H163ZM216 260V259H215ZM240 260H242V259H240ZM245 260V259H244ZM255 260H257V259H255ZM35 261V260H34ZM44 261V260H43ZM42 261V262H43ZM91 261V260H90ZM97 261V262H98ZM167 261V260H166ZM2 262H3V260H2ZM18 262V261H17ZM41 262V261H40ZM119 262V261H118ZM161 262H163V261H161ZM211 262V261H210ZM216 262V261H215ZM247 262V261H246ZM249 262V261H248ZM258 262V261H257ZM13 263V261L11 262V264ZM36 263H39L38 261H36ZM44 263V262H43ZM85 263V262H84ZM87 263V262H86ZM96 263V262H95ZM94 262H90L89 263V261H88V264H95ZM213 263V262H212ZM218 263V262H217ZM240 263H242V262H240ZM254 263V262H253ZM16 264H20V263H16ZM27 264H28V262H27ZM66 264V263H65ZM96 264H98V263H96ZM126 264V263H125ZM161 264H164V263H161ZM176 264H196V262H189V261H187V260H178L177 261V263ZM243 264V263H242ZM249 264V263H248Z\"/></svg>","mask_w":264,"mask_h":264},{"label":"clouds","instance_id":"clouds-1","mask_svg":"<svg viewBox=\"0 0 264 264\" xmlns=\"http://www.w3.org/2000/svg\"><path fill=\"white\" fill-rule=\"evenodd\" d=\"M175 64L176 61L174 58L161 59L156 62L152 70L153 71L158 70L161 73H163L167 70H174ZM154 125H155V121L149 120L146 123L145 131L146 132L150 131L149 126H154ZM128 230H132V229H128ZM143 236H144L143 242L147 245H150L153 250H155L158 253L166 252L168 246V238L166 235V229L160 222H156L146 226Z\"/></svg>","mask_w":264,"mask_h":264}]
</instances>
